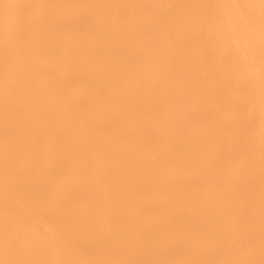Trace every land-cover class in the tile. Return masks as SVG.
I'll return each instance as SVG.
<instances>
[{
  "label": "rangeland",
  "instance_id": "rangeland-1",
  "mask_svg": "<svg viewBox=\"0 0 264 264\" xmlns=\"http://www.w3.org/2000/svg\"><path fill=\"white\" fill-rule=\"evenodd\" d=\"M141 1V0H140ZM143 2H145V1H147V0H142ZM181 1V0H180ZM188 1H190V0H188ZM193 1L195 2H197V3H193ZM199 1H202V0H192L190 3L189 2H187V0H183V2L184 3H182L181 2V4H180V7H174L173 5H171V4H173L172 3V0H149V1H147V4H146V2H145V4H146V7H148L147 9L145 8L144 10H145V12H144V10L142 11V10H140V12L138 11V15L139 16H141L142 18H140V27L138 28V27H136L137 29H140V30H138V32H140L139 34L141 35V36H143V37H141L139 34H138V32H137V34L135 35V36H133V38H130V39H126L127 40V43H128V45H127V49L129 50V52H131V53H129V57H126L128 60H130V61H134V63L136 62L137 63V65H135L134 66V68L136 69V70H141V68L143 69V71H144V73H147L146 74V76H145V80L147 79H149V80H151V78H152V82L150 83L149 82V80H148V84H147V80L145 81V82H143V84H141L140 83V85L142 86H140L141 88H139V86H137V85H135L133 82H131V81H129V78H127V77H125V75H124V73H123V75H122V82H121V84H120V86L118 87V91L120 92V90L121 91H123V93H121V97H120V101L118 102V105L120 106V107H124V104H130L132 101V99L136 102L137 101V106H138V108L143 112V116L144 117H142V119H140L139 121H137V123L136 124H138V125H132V126H128V125H124V123H121V125L119 126L118 125V127H117V129H118V131L120 130V131H122L123 130V128L125 129V130H123L122 132V135L125 137V135H127V136H130V137H128V138H130V139H127V140H132V141H134V139H135V141H134V143H140V142H142V140H144L145 138H143V133H142V130L143 129H145V126H143L142 127V124L143 123H146L147 125H146V134H148L149 135V133L151 134L153 131H158L159 133H165L166 132V134H167V138H165L164 137V139L166 140V142H165V140L164 141H162L161 143H153V142H149V143H151V144H153V145H151V147H149V149L150 150H152L151 148H156V150H162V149H165V147L167 146V145H169V146H172V147H175V148H179V149H181L182 151H183V153H182V151L180 152V154L178 155V158H177V161H175V163H173V164H177L178 165V163H181L182 161H184L183 159H185L186 160V158H190L191 157V155H192V159H195L196 158V161L197 160H201L200 161V163H198V161L196 162L195 160H193V161H195V163L197 164H195V166H194V163H190V162H188V164H187V166L186 165H183V163L181 164L182 166L180 167L179 165H178V167H180L179 169H180V180H179V184H178V191L179 192H181V194L182 195H185V193H186V196L185 197H189L188 199L189 200H191L190 201V206L191 205H193V206H191V207H189V206H185L184 208H185V210H184V208H183V213H182V211H181V216H182V214H185V215H183L182 216V219H184L183 220V222H182V220H181V218L178 220V221H180L179 222V224H178V222H175L174 223V226H175V228H177V229H179L178 231H175V229H173L172 227H171V229L173 230V235H171V231L172 230H170V226H173V225H171V223L167 220V221H164V219H162L163 217H162V215H161V213H159L158 212V206H154V204H152L151 202H150V199L152 200V198H154V196H155V193H156V191L152 188V187H147L148 189H150V188H152V189H150L151 191H152V193H148V192H150V190L149 191H147L146 192V194H147V197L145 198L146 199V201L145 202H147L148 201V203H145V202H141L142 204L141 205H139L140 207H141V209L140 208H138V209H136L135 210V219L136 220H134V221H132V222H130V224L132 223L133 224V226L132 225H130L129 224V222L127 221V222H124V221H114V219L111 217L112 216V214H111V212L114 214V202H110V201H112L111 199H109L110 197V194H111V191L110 190H108L107 191V194H105L104 192V195L102 194V191L100 192V189H98V190H96V191H91V190H88L86 187L87 186H91V188H93L94 186H96V188L98 187V186H100L101 187V184H100V182H99V178H98V176H100V173H101V171L103 170H105L106 171V169H107V167L108 166H110V162H109V158L105 155V150L106 149H111V147H108V146H105L104 145V138H103V140L102 141H98V139H96L97 140V142H96V140H95V142H96V144H94V146H93V148L92 149H90L89 148V144L86 142V141H82V140H69V139H71V138H68V137H62V139H61V141L59 142L61 145H63L64 144V146H66L67 145V142H68V145L65 147V151H64V153L63 154H59V155H56L57 157H49L48 159H45V158H39L37 161H36V159L34 158V160L33 159H30L29 158V156L27 155V156H25L26 154H24V153H19V155H20V157H18L19 155H18V152H16V153H11L12 155V157L10 156V153H9V155H1L0 154V156H1V158H3V156L6 158L7 156V158L6 159H1L0 158V161H1V163H3V164H1L0 163V168H2L1 170H2V172L0 173L1 175H0V177H5L3 174H6V172L8 171H10V173H16L17 171H16V169H14L15 167L17 168V166L19 167H21V166H23V168L20 170V168L18 169L17 168V170H18V172H17V174H19V176H20V178H19V185H23V184H30L32 187H34L35 185H38V184H41L40 186L38 185V186H36V188H34V192L36 193V194H34V195H36V196H38L39 197V201L36 203V205H38V204H41L40 206H38V207H35V209H26V208H24V206H21L20 205V207H19V205H14L13 203H10L9 205H7V207L6 206H3L1 203H0V259H1V261L2 262H0V264H59L60 262L59 261H61V263L60 264H88L87 262H85V261H87L88 260V262H89V264H98L99 262H101V263H99V264H114V263H117V264H135V262L137 263V264H143V263H145L146 264V262H147V264H148V262L149 261H151V258H154V264L156 263V264H161V263H163V264H167L168 263V261L170 262V263H168V264H172V262H173V264L177 261V259L180 257H182L183 256V254H185V256L184 257H182L183 258V260H181L180 258L178 259L179 261V263L178 262H176V264H207L208 262H209V264H215L216 262L218 263V264H264V228L263 227H261L262 225L264 226V219L262 218V217H264V195H263V193H264V191L263 190H261V188H258L259 186L257 185V186H255V184H262V182H263V180L262 179H264V158H262V157H264V132H263V130H264V109L262 108V106L264 107V81H262V79L264 80V70H262V68L264 69V0H263V2H260V1H262V0H211V2H210V0H209V3L210 4H212L211 6H210V4L208 3V1H206V2H204L205 0H203L202 2L205 4H207V6L206 5H202V2L200 3ZM150 5H149V4ZM169 3V4H168ZM187 3V5H190L191 7H190V9H189V7L188 6H186L185 5V7H184V4H186ZM198 3H200V4H198ZM151 4H153V5H151ZM160 4V5H159ZM192 4H194V5H192ZM156 5H157V7H156ZM161 5H162V7H161ZM165 5V6H164ZM209 5V6H208ZM237 5H238V7H237ZM153 6H155V7H153ZM167 6V7H166ZM192 6H195L196 8L195 9H192V8H194V7H192ZM198 6H199V8H200V6L202 7V6H204V7H202V8H205V6L207 7L206 9H202V8H200V9H198ZM145 7V6H144ZM151 7V8H150ZM153 7V8H152ZM170 7H174L173 9L172 8H170ZM181 7H183V8H181ZM208 7H210V10L208 11ZM232 9H231V8ZM235 9H234V8ZM154 8H156L155 10H153ZM158 8H161V9H163V11L161 12L162 13V15L160 14L159 15V9ZM166 8V9H165ZM176 8H178L177 10L179 11V12H177V10H176ZM184 8H186V9H184ZM188 8V9H187ZM150 9V10H149ZM151 9H152V11H151ZM170 9V10H169ZM171 9L173 10V11H175L174 12V19H172L173 17V15H172V12H171ZM175 9V10H174ZM202 9V13H201V10ZM223 9V10H222ZM225 9V10H224ZM151 11V12H146V11ZM157 10V11H156ZM164 10H166V11H164ZM167 10L170 12V14L168 13H166L167 12ZM184 10H186V11H184ZM188 10V11H187ZM189 10H191L192 12H191V14L189 13L190 11ZM205 10V11H204ZM143 13H142V12ZM153 11H154V14H155V12H158V15L157 14H155V15H153ZM183 13H182V12ZM197 11V12H196ZM262 11V12H261ZM163 12H165V13H163ZM185 12H187V13H185ZM196 12V13H195ZM204 12H206V13H204ZM209 12V13H208ZM223 12V13H222ZM235 12H237V13H235ZM142 13V14H141ZM149 13L152 15H149ZM181 13V14H180ZM198 13H200V15L198 14ZM205 14V16H202L201 14ZM233 15H232V14ZM262 14V16H261V14ZM143 14H144V16H143ZM164 14H167V16L166 15H164ZM177 14H179L180 15V18H179V16L177 15ZM209 14V16H207ZM224 14V15H223ZM230 16H229V15ZM147 15H148V17H147ZM176 15V16H175ZM185 15H187V17L185 16ZM191 15V17H188V16H190ZM195 15V16H194ZM198 15L200 16V18H197L198 17ZM71 16H72V14H70V15H68V18H71ZM109 17H111V18H115V15L114 14H110V15H108ZM156 17V16H158V19L157 18H154L155 19V21H154V23L155 24H153V19H151L152 17ZM160 16H162V17H160ZM164 16H166V17H164ZM185 16V17H184ZM204 18V20L203 21H205V24H204V22H203V24H202V20H200V19H203L202 17ZM233 16H237V18H234ZM148 18L149 19V21H147L148 19H144V18ZM229 17V18H228ZM67 18V17H66ZM166 18H170V20H166ZM184 18H188V19H185L184 20ZM241 18V19H240ZM143 19V20H142ZM161 19H164L165 21L163 22L164 24L166 23L167 25L165 26L164 24H162V22L160 23V20ZM190 19V20H189ZM195 19H198V20H195ZM243 19V20H242ZM147 22H145V21ZM175 20V21H174ZM178 20V21H177ZM182 20H184V21H182ZM193 20V21H192ZM229 20V21H228ZM151 21V22H150ZM171 21V22H170ZM174 21V22H173ZM177 21V22H176ZM190 21V25L189 24H187L188 22ZM193 22V24H192V22ZM194 21H195V25H197V21L199 22H201V24L202 25H200V23L198 24V27L197 28H200L199 30H198V32H197V28H195L196 26L194 25ZM231 21V22H230ZM244 21H246L245 23H244ZM146 24V26L147 27H149V25L151 26V28L149 27V28H147L146 26H145V24ZM176 22V23H175ZM185 22V23H184ZM232 22L234 23V25H232ZM238 22V23H237ZM240 22V23H239ZM249 24H248V23ZM180 23H182V24H180ZM236 23H237V25H236ZM148 24V25H147ZM156 24H158L160 27H164L165 26V28L163 29V28H160L159 26L156 28ZM168 24H170V26L168 25ZM179 24V25H178ZM185 24V25H184ZM240 24H242V25H240ZM250 24H252V25H250ZM173 27H172V26ZM181 25V26H180ZM187 25V26H186ZM193 25V26H192ZM199 25H200V27H199ZM204 25V27H202ZM226 25V26H225ZM236 25V26H235ZM244 25V26H243ZM246 25H248V26H246ZM185 27V28H183V27ZM191 26L193 27V28H195V29H191ZM195 26V27H194ZM262 26V27H261ZM142 27V28H141ZM172 29H171V28ZM174 27H175V29H174ZM179 27H180V29H181V31L183 32H185V33H191V35H189L190 36V39H187V40H189V42L187 41V44L185 45L184 44V46H188V45H191V46H188L187 47V49H186V47H182L181 49L180 48H178L177 47V45L175 44V42L173 41V40H171L170 39V37H172L173 36V33H175V32H172V30L174 31V30H178V32L177 33H179L180 32V30H179ZM154 28V29H153ZM158 28H160V29H158ZM166 28H168V30L172 33V34H169V33H166V35H169L168 37L165 35V34H163V33H165V30H166V32L168 31ZM189 28V29H188ZM144 29H147V30H144ZM157 29L158 30H161V32L162 33H160L159 34V31H157ZM186 29H188V30H186ZM191 29V30H190ZM263 29V30H262ZM144 30V31H143ZM150 30H152V31H150ZM153 30H154V32L155 33H157V36H156V34L153 32ZM156 30V31H155ZM186 30V31H185ZM193 30H194V32L196 33H194L193 32ZM196 30V31H195ZM249 30V31H248ZM23 31H24V34H25V37L26 38H30L31 37V35L33 34V32L31 31V29L29 28V27H23ZM26 31V32H25ZM150 31V32H149ZM164 31V32H163ZM191 31V32H190ZM263 31V32H262ZM145 34H144V33ZM153 32V33H152ZM203 32V34H201V33ZM30 33H31V35H30ZM149 33V34H148ZM193 33L196 35H193ZM200 33V34H199ZM163 34V35H162ZM261 34V35H260ZM263 34V35H262ZM153 35H155V36H153ZM200 35H202L203 37L202 38H204V39H202V38H200L201 36ZM260 35V36H259ZM145 36V37H144ZM148 36V37H147ZM161 36H162V39H160L161 38ZM193 36H194V38H193ZM199 36V37H198ZM135 37H136V39L138 38L139 40H136L135 39ZM155 39H154V38ZM159 38L158 40H156L157 38ZM196 37V38H195ZM261 37V38H260ZM5 36L4 35H1L0 34V73H2V69L5 67V65L10 61V62H12V63H15V64H17L16 63V57L15 56H17V54L15 55L14 53H15V51L12 49V47L10 46V44L5 40ZM146 38V39H145ZM152 38L154 39V41L152 40ZM163 38H165V39H163ZM166 38L167 39H169V41L168 40H166ZM192 38V39H191ZM199 38V39H198ZM259 38V39H258ZM194 39V40H193ZM196 39V40H195ZM200 39L202 40V41H200ZM164 42H163V41ZM190 40H192V41H194L193 42V44L195 43L196 44V47L192 44V42H190ZM197 40H199V41H197ZM152 41V42H151ZM173 41V42H172ZM260 41V42H259ZM262 41V42H261ZM61 42V41H60ZM130 42H133V43H130ZM135 42V43H134ZM138 42V43H137ZM140 42H142V43H140ZM150 43V45H149V43ZM166 42V43H165ZM167 42H169L170 43V45H169V43H167ZM200 42H202V43H200ZM204 42H206L207 43V46L205 45L206 43H204ZM136 43H137V45H136ZM141 45H140V44ZM153 43V44H152ZM154 43H158V44H160L159 46L161 47V48H163V50L165 51H163V50H160L161 48L158 46V44L156 45L155 44V46H154ZM258 43H259V47H258ZM60 44V43H59ZM62 44V43H61ZM134 44H135V46H134ZM145 44V45H144ZM165 44V45H164ZM172 44H173V46H172ZM209 44V45H208ZM8 45H9V47H8ZM63 45H65V44H62V46ZM140 45V46H139ZM168 45V46H167ZM199 45V46H198ZM203 45V46H202ZM137 46V47H136ZM139 46V47H138ZM165 46V47H164ZM169 46H170V48L172 47L173 49V52H172V50L170 51V48H169ZM255 46H257V47H255ZM261 46H263L262 48H261ZM8 47V48H7ZM153 47V48H152ZM156 47V48H155ZM166 47H168V48H166ZM194 47V48H193ZM199 47H203L202 49H199ZM205 47H207V49L205 48ZM5 48V49H4ZM11 48V49H10ZM140 48H144L146 51H141L142 49H140ZM154 49L155 48V50H150V49ZM184 48V49H183ZM198 48V49H197ZM205 48V49H204ZM9 49V50H8ZM131 49V50H130ZM139 49V50H138ZM143 49V50H144ZM159 49V51L161 52H163V53H156L157 52V50ZM177 49V50H176ZM188 49H189V54L191 55H195L194 56V65L195 64H197L198 66H194V69H195V67H197V68H199V69H195L194 71H195V73L198 75L199 73H200V75H201V77L199 78L197 75L196 76H194L195 75V73L193 74V73H191L192 75H193V78L191 77L192 75H189V72L187 73V71H186V68L184 67L183 68V62H177L178 61V59L177 58H180L181 56H182V54L183 53H186V52H188ZM255 49V50H254ZM256 49H260V52H258L259 50H256ZM6 52H5V51ZM128 50H126L123 54H125V53H128ZM136 50V51H135ZM166 50H167V53H166ZM185 50V52H183ZM191 50V51H190ZM196 52H195V51ZM199 50V51H198ZM202 50H204L203 52L204 53H206V54H204L203 52H202ZM12 51V53L11 54H9L10 52ZM139 51V52H138ZM168 51H170V52H172V53H170V52H168ZM206 51H208V52H206ZM132 52H134V53H132ZM136 52V53H135ZM144 54H143V53ZM154 54H153V53ZM177 52V53H176ZM179 52V53H178ZM183 52V53H182ZM193 52H195V53H193ZM202 54H201V53ZM141 53V54H140ZM164 53H166V54H164ZM207 53H210V55L208 54L207 55ZM255 53V54H254ZM259 53V54H258ZM134 54V55H133ZM138 54H140V55H138ZM156 54V55H155ZM201 54V55H200ZM143 55V56H142ZM155 55V56H154ZM161 55H162V57H161ZM165 55H167V56H165ZM171 55V57L172 58H174V62H176V66L178 67V68H176V66H175V69L173 68L174 67V65H175V63L171 60L172 58L171 57H169V58H166V57H168V56H170ZM173 55V56H172ZM186 55H188V53L186 54ZM199 55V56H198ZM204 55H205V58H204ZM210 56V59H209V57H207V56ZM2 56H3V60H1L2 59ZM147 56V57H146ZM150 56V57H149ZM159 56V57H158ZM165 56V57H164ZM260 56V57H259ZM6 57V58H5ZM143 57H144V59H143ZM152 57V58H151ZM156 57V60L157 61H159V62H155L156 60L154 59V58ZM195 57H196V59H195ZM198 57H200V58H198ZM202 57V58H201ZM253 57H255L254 59H253ZM9 58V59H8ZM161 58V59H160ZM163 58H165V60L167 59V61L165 62V60L163 59ZM151 59H152V61H151ZM155 61H154V60ZM160 59V60H159ZM164 61H163V60ZM177 59V60H176ZM199 59V60H198ZM206 59H208V60H206ZM258 59V60H257ZM262 59V60H261ZM142 60V62H140ZM144 60H145V63H146V65L144 64ZM171 61V63H170V61ZM196 60V61H195ZM206 60V61H205ZM5 63H4V62ZM15 61V62H14ZM133 61H132V63H133ZM207 61L209 62V65H213L212 66V68H211V66H209L208 65V63H207ZM140 64H139V63ZM155 62V63H154ZM163 62V63H162ZM197 62V63H196ZM203 62V63H202ZM206 62V63H205ZM260 62V63H259ZM152 63V64H151ZM161 63V64H160ZM173 63V64H172ZM199 63H201V64H199ZM210 63H212V64H210ZM258 63V64H257ZM144 65V67H143V65ZM149 64V65H148ZM156 64V65H155ZM162 64H164V65H162ZM168 64V65H167ZM171 64V65H170ZM204 64V65H203ZM205 64H207L208 66H206ZM255 66V67H253V65ZM148 65V66H147ZM153 65V66H152ZM161 65H162V67H161ZM168 67H167V66ZM170 65V66H169ZM183 65V66H182ZM260 65V66H259ZM2 66V67H1ZM140 68V66H141V68L139 69L138 67ZM173 66V67H172ZM179 66H180V68H179ZM206 68H208V67H210L209 69V71L207 70L206 71V69H205V67ZM259 68H258V67ZM150 67V68H149ZM164 67V68H163ZM182 67V68H181ZM202 69H201V68ZM203 67H204V71H201V70H203ZM257 67V68H256ZM146 68H147V70H146ZM156 68H159V70L158 69H156ZM164 70V71H166V72H164L162 69ZM174 69L173 71H171V69ZM180 69V70H179ZM183 69V70H182ZM254 69V70H253ZM154 70V71H153ZM171 72H170V71ZM178 70V71H177ZM197 70V71H196ZM200 72H199V71ZM151 72V77H149L150 76V72ZM169 71V72H168ZM177 71V72H176ZM181 71V72H180ZM183 71H184V73H183ZM149 72V73H148ZM161 72V73H160ZM176 72V74L178 73L179 75H180V77H179V80H180V83H181V81H182V85H180V83H179V80H177L178 79V76L179 75H176V74H174ZM201 72H202V74H201ZM208 72H209V74H208ZM183 73V74H182ZM187 73V74H186ZM207 73V75H205ZM52 74H54V75H52ZM51 74V76H52V78H53V76H55L54 78H53V83L51 84V86H52V88H56L57 90H61L62 88H63V86H62V83H61V80H60V76L58 75V73H52ZM162 74H165L164 75V77L162 76ZM167 74V75H166ZM173 74V75H172ZM186 74V75H185ZM250 74V75H249ZM149 75V76H148ZM169 75H170V77H169ZM176 75V77H175V79H174V76ZM185 75V76H184ZM205 75V76H204ZM210 76V78H208L209 76ZM3 75L1 74L0 75V88L2 87V82H3V80H1V77H2ZM57 76V77H56ZM185 78H184V77ZM214 78H213V77ZM215 76H217V78H215ZM222 76V77H221ZM251 76H253V77H251ZM254 76H255V78H254ZM262 76V79L260 78ZM146 77H149V78H146ZM158 77L160 78V79H158ZM186 77H187V79H186ZM198 77V78H197ZM206 77V78H205ZM218 77H219V79L222 81V82H219L220 80H218ZM181 78V79H180ZM183 78V79H182ZM208 78V79H207ZM258 78V79H257ZM162 79V80H161ZM163 79H165L164 81H163ZM173 79V80H172ZM191 79H193V81H194V83L192 84V80ZM200 79H202V80H200ZM204 79L205 80H207V83L204 81ZM210 79V80H209ZM214 79H217V80H214L215 82H213V80ZM252 79V80H251ZM169 80H170V82H169ZM185 80V81H184ZM190 80V81H189ZM212 80V82L210 83V81ZM254 80V81H253ZM2 81V82H1ZM158 81V82H157ZM168 81V82H167ZM174 81V82H173ZM186 81H187V84H186ZM197 81V82H196ZM201 81V82H200ZM205 82L204 84L202 83V82ZM209 81V82H208ZM227 83H226V82ZM258 81V82H257ZM157 82V83H156ZM174 84H173V83ZM179 84V86H178V84ZM188 82L190 83V84H188ZM245 82V83H244ZM153 83V84H152ZM154 83H155V85H154ZM164 83H166V85L164 84ZM176 83V84H175ZM184 83V84H183ZM215 84L214 86H215V89L213 90V84ZM247 83H250V84H253V87L250 85V84H248L247 85ZM254 83H256L255 85H254ZM262 85H261V84ZM125 84V85H124ZM129 84V85H128ZM145 84H147L148 85V87H147V85H145ZM156 84H158L159 86L157 87V85ZM161 84H162V86H161ZM240 84V85H239ZM245 84V85H244ZM262 86H260V85ZM57 87H56V86ZM154 85V86H153ZM171 85H173V86H171ZM178 87H177V86ZM186 85V86H185ZM197 85V86H196ZM204 87H203V86ZM211 85H212V88H211ZM219 85V87L220 88H218L217 86ZM55 86V87H54ZM131 86V88H129ZM188 86H189V88H188ZM192 86V87H191ZM195 86H196V88H195ZM207 86H208V88H207ZM226 88H225V87ZM239 86H240V88H239ZM242 86V87H241ZM248 86V87H247ZM250 86V87H249ZM122 87L124 88V89H122ZM127 87V88H126ZM137 87V88H136ZM145 87V88H144ZM151 87V88H150ZM153 87V88H152ZM169 87V88H168ZM171 87V88H170ZM173 87V88H172ZM180 87V88H179ZM187 87V88H186ZM201 87H203V88H201ZM222 87H224L223 89H222ZM228 87V88H227ZM251 87H252V89L253 90H251ZM256 87H257V89H256ZM260 87V88H259ZM6 89H7V87H5ZM19 88V89H18ZM18 88H16L15 89V91L13 92L14 94H16V95H12V99H10V102H12V104H13V102H14V106L15 105H17L16 107H17V113L18 114H20L21 116H19V115H17L16 114V110L14 111L15 112V114H16V116H17V118L18 119H20V117H22L20 120H18L17 121V118H16V116H15V114L13 113V116H15V118L14 117H12V115L10 116L11 118H12V120H10V121H12V122H18V124H20V125H18V129H17V131L19 132V134H20V136H21V138H23V141H25V144L26 145H28L27 143H26V138H27V136H25V139H24V135L22 134L23 132L22 131H24V133L26 134L27 132H28V130H30L31 128L33 129V130H35L34 128H36V130L38 131V133H39V130L40 129H38L36 126H35V124L37 123L36 121H34V123L35 124H28V125H30V126H28V125H25V124H23V122H25L24 120H23V118H24V112H23V110H21L20 108H23V106H21V104L23 103V105H25V101H27V100H25V98L27 99V96L25 95V92H24V88L23 87H18ZM23 88V89H22ZM61 88V89H60ZM133 88V89H132ZM139 88V89H138ZM155 88V89H154ZM166 88V89H165ZM185 88V89H184ZM191 88V89H190ZM208 89V90H204V89ZM242 88V89H241ZM248 88V89H247ZM255 88V89H254ZM9 89V88H8ZM22 91H21V90ZM137 89H138V91H137ZM142 91H141V90ZM148 89H149V92H155V93H149L148 92ZM150 89H152V91L150 90ZM153 89H154V91H153ZM170 89V90H169ZM175 91H174V90ZM184 89V90H183ZM199 90V92L197 91V90ZM202 89V90H201ZM216 89H218V90H216ZM259 89H261V90H259ZM127 90V91H126ZM133 90V91H132ZM145 90V91H144ZM158 90V91H157ZM164 90V91H163ZM178 90V91H177ZM179 90H180V92H179ZM186 90V91H185ZM211 90V91H210ZM219 90H221V91H219ZM226 90V91H225ZM236 90V91H235ZM239 90V91H238ZM250 90V91H249ZM10 91V90H9ZM21 91V92H20ZM140 91V92H139ZM147 91V93H148V95H147V93H146V95H145V92ZM169 91V94L167 93V92ZM213 91L215 92V93H213ZM245 93H244V92ZM260 91V92H259ZM125 92H127L126 94H125ZM142 92L144 93V95H142ZM181 92H182V94H181ZM197 92L199 93V94H197ZM203 92H205V94L203 93ZM206 92H207V94H206ZM208 92L210 93V92H212L211 94H209L208 95ZM221 92V93H220ZM225 92H227V93H225ZM238 92V93H237ZM252 92V93H251ZM257 94H256V93ZM262 92V93H261ZM17 93H19V94H17ZM22 93H24V94H22ZM141 93V94H140ZM184 93V94H183ZM185 93H187V96H186V94ZM191 93V94H190ZM194 93V94H193ZM219 95H218V94ZM244 93V94H243ZM130 94V95H129ZM155 96H154V95ZM163 94V95H162ZM181 94V96L182 97H180L179 95ZM195 94L197 95V96H201L199 99L197 98V96H195ZM202 94V95H201ZM214 94L216 95V96H214ZM220 94H222L223 96H224V98H223V101H222V95H220ZM236 94V95H235ZM241 94V95H240ZM243 94V95H242ZM246 94H247V96H246ZM252 94V95H251ZM18 95H20V96H18ZM25 96V98H24V96ZM126 95V97H124ZM175 95V96H174ZM189 95H191V96H189ZM207 95V96H206ZM212 95V96H211ZM217 95H218V97H220V98H218L217 97ZM254 95V96H253ZM257 95V96H256ZM260 95V96H259ZM134 98H133V97ZM158 96V97H157ZM167 96V97H166ZM176 96H179V98L177 97L176 98ZM186 96V98H184ZM189 96V97H188ZM202 96L204 97V98H202ZM206 96V97H205ZM214 96V97H213ZM232 96V97H231ZM123 97V98H122ZM131 97V100H129V98ZM158 98V100L157 99H155L156 100V102H155V100L153 99V98ZM175 97V98H174ZM195 97H196V99H195ZM207 97H210V98H207ZM215 97H217V99H215ZM245 97V98H244ZM254 97V98H253ZM22 98H24L23 100H22ZM140 100H139V99ZM163 98V99H162ZM181 98H183V99H181ZM213 99V100H215V102L213 103V101L211 100H207V99ZM240 98H242V99H240ZM249 98V99H248ZM17 99V100H16ZM165 99H166V102H164L165 101ZM169 100V102H168V100ZM173 99V100H172ZM176 99H177V101H176ZM180 99V100H179ZM198 99V100H197ZM203 101V102H205V103H203L201 100ZM206 99V100H205ZM221 101H219V100ZM227 99V100H226ZM238 99V100H237ZM245 101H244V100ZM250 99L252 100V104H251V101H250ZM14 100V101H13ZM160 100L161 101H163V103L162 102H160ZM183 100V102H182V104H180L181 102L180 101H182ZM186 100V101H185ZM191 102H190V101ZM229 100H230V102H229ZM233 100V101H232ZM234 100H236V101H234ZM250 101V103H249V101ZM257 100V101H256ZM260 100H262V101H260ZM21 101V102H20ZM23 101V102H22ZM125 101V102H124ZM138 101H139V104H138ZM177 102V103H174V102ZM189 101V102H188ZM196 101H197V103H196ZM220 102V104H219V102ZM242 102L243 104H241V103H237V102ZM259 101V102H258ZM25 102V103H24ZM158 102V103H157ZM179 102V103H178ZM187 102V103H186ZM195 102V103H194ZM201 102V103H200ZM209 102H212V103H209ZM235 102V103H234ZM248 102V103H247ZM263 102V103H262ZM166 103V104H165ZM173 103V104H172ZM194 103V104H193ZM222 103V104H221ZM229 105H227V104ZM237 103V104H236ZM246 103V104H245ZM260 103V104H259ZM144 104V105H143ZM159 104V105H158ZM177 104V105H176ZM179 104V105H178ZM184 104V105H183ZM186 104V105H185ZM203 104H205V105H203ZM212 105V107H211V105ZM214 104V105H213ZM234 104H236V105H234ZM247 104H250V106H247ZM263 104V105H262ZM167 105V106H166ZM225 105H226V107L228 108V109H225V111H221V108H222V110H224V108H226L225 107ZM239 105V106H238ZM240 105H242L243 107L246 105L248 108H246V106L244 107L245 109H248V110H246L245 111V109L244 108H242V106L240 107ZM260 105H262V106H260ZM148 108H147V107ZM170 106V107H169ZM180 106V107H179ZM186 106V107H185ZM189 106H190V109H189V111H188V108H189ZM200 106V107H199ZM209 106V107H208ZM216 106V107H215ZM218 106V107H217ZM222 106V107H221ZM233 106H234V108H233ZM237 106V107H236ZM253 106V108L252 109H250L251 107ZM257 106V107H256ZM260 106V107H259ZM19 107V108H18ZM142 107H143V109H142ZM169 108V109H167V108ZM183 107V108H182ZM192 107V108H191ZM193 107H196L195 108V110H194V108ZM203 107H204V109H203ZM205 107H207L208 108V110H205L206 108ZM224 107V108H223ZM231 107L233 108V111H232V109H231ZM259 107V108H258ZM46 108V107H45ZM49 108V109H48ZM55 108H59V107H55ZM149 108H150V110H149ZM159 108V109H158ZM160 108H162V109H160ZM172 108V109H171ZM200 108H201V110L203 109V112H204V114H203V112H201V110H200ZM217 108V109H216ZM236 108V109H235ZM240 108V109H239ZM19 109V110H18ZM48 109V112L46 111ZM148 109V110H147ZM164 109V110H163ZM171 109V110H170ZM196 109H197V111H199V113L196 111ZM212 111H211V110ZM220 111H219V110ZM231 109V110H230ZM244 109V110H243ZM22 111V112H20L19 113V111ZM60 110H62V108H59V109H52L51 107H47L46 109H45V112L47 113V116H49V118H51L55 123H57L58 124V121L60 122V120L61 119H58L59 117H56V113H57V116H60V114L59 113H61V116L63 117L64 115L62 114V111H60ZM161 110V111H160ZM183 110H185L184 112H183ZM228 110H230L229 112H228ZM239 110V111H238ZM243 110V111H242ZM259 110V111H258ZM261 110V111H260ZM145 111V112H144ZM148 111H150V113H152L151 115H150V113H148ZM173 111H175V112H173ZM188 111V112H187ZM196 112L197 114H199V115H201V116H199V115H193V114H196V113H194V112ZM236 113H235V112ZM241 111H242V113H241ZM251 111V112H250ZM254 111V112H253ZM59 112V113H58ZM170 112V113H169ZM172 112H173V114H172ZM193 112V113H192ZM205 112H207V113H205ZM211 112H212V114H211ZM214 112V113H213ZM225 112V114H223ZM230 112H234L233 114L232 113H230ZM259 112V113H258ZM262 112V113H261ZM49 113V114H48ZM52 113V114H51ZM181 113V114H180ZM184 113H185V115H184ZM190 113V114H189ZM210 114V116H212V117H214V119L215 120H217L216 122H215V120H212L213 118L212 117H210L209 116V114ZM217 113H219V114H217ZM222 113V114H221ZM244 113H245V115H244ZM252 113V114H251ZM188 114H189V116H190V118H189V116H188ZM193 116H196V117H191L192 115ZM213 114H215V115H213ZM220 114H221V116H220ZM232 114V115H231ZM240 114V115H243L242 117V119H241V117H240V115H239V119H241V120H245L246 118L245 117H247V119L249 118V120H252V122H250V121H242L241 122V120H239L238 119V115ZM54 116V118L52 117V116ZM147 115H148V117H147ZM173 115H175L174 117H173ZM177 115L180 117H177ZM187 116V117H184V116ZM225 115H226V117H225ZM19 116V117H18ZM45 117H46V115H44ZM152 116H154V117H152ZM169 116V117H168ZM183 116V117H182ZM204 116H206V117H204ZM208 116V117H207ZM220 116V117H219ZM227 116H228V118H227ZM230 116H232V117H234L233 119H235L234 121H233V119H232V117H231V119H229V117ZM260 116V117H259ZM56 117V118H55ZM62 117H60V118H62ZM146 117V118H145ZM150 117V118H149ZM166 117V118H165ZM182 117V118H181ZM199 117H201L200 119H199ZM223 117V118H222ZM253 117V118H252ZM261 117H262V119H261ZM48 118V117H47ZM154 118V119H153ZM173 118V119H172ZM174 118L175 119H179L178 121H176V120H174ZM208 118V119H207ZM245 118V119H244ZM256 118V119H255ZM25 119H26V113H25ZM156 119V120H155ZM193 119V120H192ZM197 119V120H196ZM219 119L220 120H222L221 122L219 121ZM227 119H229L228 121H229V123H228V121H227ZM239 121V123L236 125V122H238L237 120ZM15 120V121H14ZM22 120V124L20 123V121ZM58 120V121H57ZM145 120H146V122H145ZM154 120H155V122H154ZM183 122H182V121ZM187 120L189 121V122H187ZM200 120V121H199ZM202 120H204V121H202ZM211 120V121H210ZM232 122H231V121ZM184 121L185 122H187V124L186 123H184ZM199 121V122H198ZM202 121V122H201ZM209 121V122H208ZM236 121V122H235ZM255 121V123H253ZM260 121V123H258ZM139 122H141V124H139ZM174 122V123H173ZM177 122H179V123H177ZM201 122V123H200ZM217 122H219L218 124H217ZM223 122V123H222ZM242 123V125H245V127L243 128V126L241 127V123ZM248 122H250V123H248ZM181 123L183 124V125H181ZM207 123H210V125L209 124H207ZM213 123V124H212ZM215 123H216V125H215ZM228 124V125H225V124ZM232 123V124H231ZM233 123H235L234 125H236L237 127H235V126H233ZM245 123V124H244ZM247 123V124H246ZM176 124V125H175ZM181 126H180V125ZM194 124V125H193ZM203 124V125H202ZM231 126H230V125ZM248 124L250 125V126H252V127H250V126H248ZM255 124V125H254ZM263 124V125H262ZM149 125V126H148ZM151 125H153V126H151ZM160 125V126H159ZM174 125V126H173ZM186 125H190V127H189V129H188V126H186ZM218 125H222L221 127H218ZM240 125V126H239ZM253 125L255 126V127H253ZM262 127H261V126ZM22 126V127H21ZM23 126H24V129H22L23 128ZM33 126V127H32ZM35 126V127H34ZM155 126H157V127H155ZM170 126V127H169ZM177 128H176V127ZM192 126H194V127H192ZM203 128V129H201V127ZM213 126V127H212ZM229 126V127H228ZM29 127V128H28ZM151 127V128H150ZM175 127V128H174ZM192 127V128H191ZM200 127V128H199ZM206 127V128H205ZM210 129H209V128ZM214 128V129H212V128ZM225 127V129H223ZM231 127L234 129H232L231 131H230V129H231ZM238 127H240V128H238ZM257 127V128H256ZM28 128V129H27ZM122 128V129H121ZM218 128H219V130L221 129L222 131L224 130V132L226 133V134H224V132H221V130L219 131L218 130ZM229 130H228V129ZM237 128L239 129V130H237ZM247 128L249 129V131H250V133H252V135H250L248 132L249 131H247ZM252 130H251V129ZM258 130L257 132H258V134L256 135V129ZM126 129H127V131H126ZM176 129H179V132H176V131H178V130H176ZM196 129V130H195ZM207 129V130H206ZM228 131H227V130ZM255 131H254V130ZM259 129H261V130H259ZM35 130V131H36ZM135 130V131H134ZM138 130H140V132L138 131ZM160 130V131H159ZM167 130V131H166ZM176 130V131H175ZM205 130L207 131V132H205ZM216 130H218L219 132H217ZM227 132H226V131ZM237 130V131H236ZM125 131L126 132H128V133H125ZM138 131V132H137ZM172 131H174V132H172ZM217 132V134L215 133L214 134V132ZM233 131L235 132V133H233ZM240 131H241V133H243V131H244V133L245 134H242V135H236V133L238 134V132L240 133ZM245 131H247V134L249 135V136H247V134H246V132ZM253 131V132H252ZM262 131V132H261ZM148 132V133H147ZM185 133V134H183V133ZM194 132V133H193ZM197 132V133H196ZM199 132V133H198ZM209 132V133H208ZM221 132V133H220ZM256 132V133H255ZM136 133V134H135ZM138 133H142V134H138ZM186 133H188V134H186ZM193 133V134H192ZM196 133V134H195ZM206 133V134H205ZM259 133H260V135H259ZM262 133H263V136H262ZM131 134V135H130ZM132 134H134V135H132ZM175 136H174V135ZM180 134V135H179ZM181 134H183V135H181ZM197 134L202 138V140L203 141H201V139L199 138V136L198 137H196L197 136ZM208 134L210 135L209 137H207L208 136ZM228 134V135H227ZM27 135V134H26ZM69 135H71V134H69ZM186 137H185V136ZM190 135V137L188 138L187 136H189ZM196 135V136H195ZM204 135V136H203ZM206 135V136H205ZM214 135H216V136H214ZM219 135V136H218ZM227 135V136H226ZM246 135V137L247 138H250L252 141H255V142H252V143H254V145L250 142L251 140L250 139H248V141H247V139H246V137L244 138L243 136H245ZM259 135V136H258ZM122 136V138H121V140H120V142L119 143H117V144H115L116 145V147H115V153H117V145H119L121 148H122V146H123V143L125 144V142L127 141L126 139H124V137ZM136 136V137H135ZM138 136V137H137ZM195 136V137H194ZM213 136V138H211ZM220 136H222V138H223V140L220 138ZM234 136V137H233ZM133 137V138H132ZM193 137V138H192ZM207 137V138H206ZM229 137V138H228ZM236 137V138H235ZM255 137H257L258 138V140L260 139V138H262V139H260V141H261V143H259L260 141H258L257 140V138H255ZM36 137H34V139H35ZM196 138H198V139H196ZM204 138V139H203ZM244 138V139H243ZM123 139V140H122ZM142 139V140H141ZM193 139V140H192ZM209 139L211 140V141H209ZM221 139V140H220ZM240 139V140H239ZM63 140V141H62ZM139 140V141H138ZM193 141V146H192V148H196L195 150H193L192 149V151L193 152H196V151H199V152H196V155L195 154H193V152L190 150V148H188V149H185V146L187 145V142L188 141ZM199 140H200V142H199ZM215 140V142H216V140L218 141V145H216L217 146V148L219 149V150H215V147L213 146V143H212V141H214ZM233 140H234V143H233ZM246 140V141H245ZM250 140V141H249ZM28 141V140H27ZM123 141H125V142H123ZM199 142V144L201 145V142L202 143H205L204 141H207L206 142V144H208V142H210L209 144H208V149H206L205 147H204V145L203 146H200L199 144H198V142ZM256 141H257V143H256ZM98 142H99V145H98ZM196 142V143H195ZM239 142H241V143H239ZM251 144H250V143ZM72 143H75L76 145H75V147H76V149H77V157H76V161H77V163H76V161L74 160V161H71L72 159L70 158V156H69V152H70V150H71V145H72ZM80 143V144H79ZM121 143V144H120ZM179 143V144H178ZM211 143H212V147L213 148H211ZM223 143H224V145L225 146H223ZM230 143H232V144H230ZM243 143V144H242ZM249 143V144H248ZM24 144V143H23ZM78 144V145H77ZM159 144V145H158ZM184 145L185 144V146L183 147L182 145ZM226 144H228L231 148H233V149H236L235 150V152H234V150H233V153H235V156H234V154L231 152V148H229V146L228 145H226ZM234 144V145H233ZM238 144V145H237ZM256 144V145H255ZM259 144H261L260 146H257V145H259ZM115 145H113V146H115ZM135 145V144H134ZM241 145H243V146H241ZM244 145H245V149H244ZM247 145V146H246ZM248 145H252V146H249L248 147ZM262 145H263V147H262ZM100 146V147H99ZM153 146V147H152ZM160 146V147H159ZM222 146V147H221ZM228 148H227V147ZM237 146V147H236ZM239 146H241V147H239ZM97 147V148H96ZM105 147H106V149H105ZM202 147V148H201ZM223 147H224V149H223ZM243 147V148H242ZM259 147V148H258ZM68 148V149H67ZM121 148H118V151L119 150H121ZM204 148V149H203ZM240 148V149H239ZM250 148V150H249V152H247L248 151V149ZM262 148V149H261ZM86 149V150H85ZM90 149V150H89ZM100 149V150H99ZM103 149H105V150H103ZM210 149V150H209ZM211 149H214V150H212L211 151ZM242 149V150H241ZM251 149H252V151H251ZM80 150V151H79ZM108 150V151H109ZM112 150V149H111ZM191 152H189V151ZM209 150V151H208ZM224 150V151H223ZM226 150V151H225ZM246 151V153H249L248 154V156H250V157H248L247 156V154H244V152ZM66 151H67V153H66ZM87 151V152H86ZM89 151V152H88ZM99 151H101V153L103 154L104 153V156H105V158H104V156H102V154L100 153V155H99ZM205 151V152H204ZM211 151V154L209 153ZM215 151H217L216 153H214ZM240 151H242L243 153H241ZM220 154H219V153ZM229 152V153H228ZM237 152L239 153V155L237 154ZM78 153H79V155H78ZM84 153H85V155H84ZM89 153H90V155H89ZM94 153H95V155H94ZM97 153V154H96ZM186 153H188V154H186ZM198 153V154H197ZM207 153V154H206ZM212 153H214L215 155H216V157L214 158V156H212L211 157V155H212ZM253 153V154H252ZM256 153V154H255ZM15 154V155H14ZM87 154V155H86ZM108 154V153H107ZM183 154V155H182ZM202 154V155H201ZM206 154V155H205ZM230 154H232V155H230ZM252 154V155H251ZM258 154H259V156H258ZM263 154V155H262ZM22 155V156H21ZM80 155H81V157H80ZM85 156V157H83V156ZM187 155V156H186ZM194 155H195V157H194ZM210 157H208V156ZM237 155V156H236ZM16 156V157H15ZM69 156V157H68ZM96 156V157H95ZM181 156V158L179 159V157ZM182 156H184V157H186V158H183ZM188 156H190V157H188ZM219 156V157H218ZM232 156H233V159H232ZM10 157V158H9ZM21 157H22V159H21ZM59 157H60V159H59ZM64 157L66 158V160H64ZM97 157H99V158H97ZM199 159H198V158ZM205 157V158H204ZM208 157V158H207ZM224 157V158H223ZM235 157H238V158H235ZM248 157V158H247ZM24 158V159H23ZM26 158V159H25ZM55 158V159H54ZM56 158H58V159H56ZM83 159V160H81V162L84 164V165H82V163L80 162V160H78V159ZM214 158V160L213 161H216V162H213V161H211L210 159H213ZM216 158H218V159H216ZM223 158V159H222ZM225 158H227V161L225 160ZM241 158V159H240ZM246 159V161H245V159ZM253 158H254V163H253ZM8 159V160H7ZM17 159H20V160H17ZM41 159V160H40ZM62 159V160H61ZM71 159V160H70ZM84 159H87V160H85L84 161ZM98 159L100 160L99 162H98ZM182 159V160H181ZM207 159H209V160H207ZM234 160V161H232V160ZM236 159L238 160L239 159V161H237L236 162ZM251 159V160H250ZM259 159V160H258ZM261 159V160H260ZM4 160H6V163H5V161ZM22 160L25 162H22ZM30 160V161H29ZM57 160V161H56ZM106 160V161H105ZM180 160V161H179ZM221 160H223V161H221ZM255 160H256V164H255ZM42 161V162H41ZM45 161H47V163L45 162ZM50 161H51V163H54V164H51L50 163ZM68 163H67V162ZM86 161H88V163L91 161V166H88V163L86 162ZM101 161H102V164H101ZM104 161V162H103ZM179 161V162H178ZM208 161L210 162L211 161V163L212 164H214V163H217V165L215 164V165H212V167H211V165L209 166V163H208ZM225 161V162H224ZM228 161H229V163H228ZM248 161V162H247ZM260 161V163H258ZM12 162L15 164V165H13L12 164ZM15 162H18V163H15ZM29 162L30 163H33V165L31 166H25V164L27 163V164H29ZM44 162V163H43ZM48 162H49V164L50 165H52V166H55V168H54V170L51 172V175L50 176H47V175H45L44 176V174H42V171L45 169V168H47L45 165H47V166H50V165H48ZM57 162V163H56ZM69 162H71V163H69ZM86 162V163H85ZM94 162V163H93ZM98 162V163H97ZM178 162V163H177ZM201 162H202V164H201ZM204 162H205V164H204ZM208 164H207V163ZM219 162V163H218ZM221 162V163H220ZM223 162V163H222ZM232 162H234V164L233 165H231L232 166V168L233 169H231V167H230V163L232 164ZM247 165V163H249L250 164V167H245V165H244V163ZM22 163V165H20ZM68 164L67 166H66V164ZM95 163H97V164H95ZM108 163V164H107ZM225 163V165H226V163H228L226 166L225 165H222V164H224ZM241 163V164H240ZM8 164V165H7ZM17 164V165H16ZM34 164H37V165H35L34 166ZM58 164V165H57ZM70 164V165H69ZM99 164V165H98ZM239 164H240V166H239ZM260 164L262 165V166H260ZM3 165H5L4 167H3ZM42 165V166H41ZM63 165H64V167H63ZM85 165H86V168H85ZM202 167H201V166ZM204 165H206V167H207V169H206V167L204 166ZM208 165V166H207ZM229 165V166H228ZM236 165V166H235ZM251 165H253V166H251ZM12 166V167H11ZM15 166V167H14ZM69 166V167H68ZM94 166H96L97 167V169H96V167H94ZM200 166V167H199ZM221 166V167H220ZM239 166V167H238ZM249 166V165H248ZM258 166V167H257ZM33 167V168H32ZM58 167H60L59 169H58ZM71 167V168H70ZM82 168L83 170H85V171H83L82 169H80V168ZM88 167H91V169L90 168H88ZM183 167V168H182ZM187 167V168H186ZM190 167V168H189ZM198 167V168H197ZM204 167V168H203ZM215 167L216 168H218V169H216L215 170ZM220 167V168H219ZM226 167V168H225ZM227 167L228 168H230V169H228V170H226L227 169ZM235 167H237V168H235ZM252 167V168H251ZM257 167V168H256ZM263 170H261L260 168ZM30 168V169H29ZM35 168V169H34ZM65 168V169H64ZM74 168H75V170H74ZM103 168V169H102ZM189 168V169H188ZM201 168V169H200ZM206 169V170H204L203 171V169ZM223 170H222V169ZM239 168V169H238ZM241 168H242V170H241ZM253 168H255V169H253ZM6 169H7V171H6ZM43 169V170H42ZM90 169V170H89ZM183 169H184V172H183ZM186 169V170H185ZM213 169V170H212ZM219 169H221L220 171H218ZM247 169V170H246ZM250 169V171H251V174L249 173V170ZM259 169V170H258ZM33 170V172H31ZM35 170V171H34ZM38 170V171H37ZM68 170V171H67ZM88 170V171H87ZM191 170V171H190ZM196 170V171H195ZM215 170V171H214ZM229 170H231V171H229ZM238 170V171H237ZM29 171V172H28ZM63 171H64V173H63ZM73 171V172H72ZM75 171H76V173H75ZM82 171V172H81ZM96 171V172H95ZM181 171H182V174H181ZM207 172V174L205 175L204 173L202 174V172ZM216 172V174H212V173H214V172ZM222 171H224L225 173H226V175H232L233 177H234V183L233 182H231V181H229V180H227V177L228 176H226L225 175V173L224 172H222ZM237 171V172H236ZM22 172V173H21ZM24 172V173H23ZM61 172V173H60ZM69 172V173H68ZM89 172V173H88ZM189 172V173H188ZM209 172V173H208ZM238 172H240V173H238ZM255 172V173H254ZM3 173V174H2ZM27 173V174H26ZM33 173H34V176H33ZM55 173V174H54ZM73 173V174H72ZM184 173V174H183ZM191 173H195V174H193L192 176H194V177H192L191 176ZM198 173H199V176H198ZM211 173V174H210ZM220 173V174H219ZM223 175H222V174ZM230 173V174H229ZM233 173V174H232ZM237 173V174H236ZM248 173V174H247ZM21 174V175H20ZM31 174V175H30ZM53 174H54V176H53ZM60 174H61V176H60ZM64 174L66 175V176H64ZM68 174V175H67ZM70 174V175H69ZM72 174V175H71ZM76 174H78V175H76ZM209 174V175H208ZM218 174H219V176H218ZM254 174V175H253ZM257 174V175H256ZM25 175H27V176H25ZM37 175H39L40 177H38ZM56 175H57V179H56ZM81 175L83 176V177H81ZM88 175H90V177H88ZM183 175V176H182ZM197 175V176H196ZM202 175H204L203 177H201ZM211 175V176H210ZM224 175H225V177H224ZM234 175H236V176H234ZM239 175H243L242 177L240 176L239 178H238V176ZM251 175V176H250ZM256 175V176H255ZM263 175V176H262ZM32 178H30V177ZM47 176V177H46ZM71 176H73V177H71ZM93 176H94V178H93ZM190 176V177H189ZM210 176V177H209ZM218 178H217V177ZM221 176H222V178H221ZM254 176V177H253ZM2 177V178H3ZM35 177V178H34ZM62 177V178H61ZM75 177V178H74ZM188 177V178H187ZM212 177V178H211ZM249 177L251 178V179H253V180H249ZM257 177V178H256ZM45 178H47V179H45ZM52 178V179H51ZM54 178V179H53ZM59 178V179H58ZM60 178H61V180H60ZM74 180H73V179ZM96 178V179H95ZM205 178H208V180L207 179H205ZM209 178H211V179H209ZM214 178H215V180H214ZM217 178V179H216ZM225 178V179H224ZM243 180H241V179ZM4 179V178H3ZM27 179V180H26ZM34 179V180H33ZM39 181V183H38V181ZM41 181H40V180ZM44 179V180H43ZM56 179V180H55ZM63 179L65 180V181H63ZM75 179L76 180H78V182L77 181H75ZM93 179V180H92ZM98 179V180H97ZM183 179V180H182ZM188 179V180H187ZM198 181H197V180ZM203 179V180H202ZM236 179H237V181H238V183H240V184H235V183H237V181H236ZM247 179V180H246ZM47 180V181H46ZM52 180V181H51ZM87 180V181H86ZM88 180L90 181V182H93V183H90V184H88ZM191 180H193V182H191ZM207 180V181H206ZM210 180H212V182L210 181ZM219 180H222V181H219ZM28 181V182H27ZM37 181V182H36ZM63 181V182H62ZM76 182V183H74V182ZM97 181V182H96ZM183 181V182H182ZM201 181V183H205L204 184V186L206 187V189L204 188V186L202 187V185L203 184H200L199 182ZM208 182V183H206V182ZM217 181H219L218 183H216ZM224 181V182H223ZM247 183H246V182ZM259 181V182H258ZM43 182V183H42ZM55 182V183H54ZM57 182H60V187H59V185L57 186L56 184H57ZM64 182H66V184L64 183ZM191 182V183H190ZM194 182H195V184H194ZM199 183V185L197 184V183ZM211 182V183H210ZM222 182V183H221ZM227 182H228V184H230V185H233L232 187H230V185H228L227 184ZM231 182V183H230ZM250 182V183H249ZM33 183H35V185L33 184ZM48 183V184H47ZM223 183H224V185H223ZM252 183H253V185H252ZM255 183V184H254ZM264 183V182H263ZM47 185L46 187L48 188V190H49V192H47L48 190L46 189V187L44 186V185ZM59 184V183H58ZM63 184V185H62ZM73 184V185H72ZM81 184V185H80ZM92 184V185H91ZM97 184V185H96ZM100 184V185H99ZM182 184V185H181ZM191 184V186H189V185ZM193 184H194V186H193ZM197 184V185H196ZM215 184V185H214ZM221 185V187L222 188H225V189H223L222 190V188L219 186V185ZM243 184V185H242ZM42 185H43V187H45V188H43V189H40V188H42ZM49 185V186H48ZM74 185H77L76 186V188H75V186ZM82 185H83V187H82ZM180 185V186H179ZM217 185V186H216ZM229 187H228V186ZM263 185V184H262ZM260 186V187H264V185L263 186ZM54 186V187H53ZM67 187V188H65V187ZM79 186V187H78ZM199 186V187H198ZM207 186H209L208 188H207ZM239 186V187H238ZM255 186V187H254ZM37 187H40L39 189L37 188ZM50 187H51V189H52V191H51V189H50ZM78 187V188H77ZM100 187H98V188H100ZM181 187V188H180ZM183 187H185V189L183 188ZM195 187V188H194ZM211 187V188H210ZM226 187H228V188H226ZM253 187V189H251ZM53 188H55L54 190H53ZM63 188V189H62ZM187 188L190 190V191H188L187 190ZM204 188V189H203ZM209 188H210V190H209ZM231 188V189H230ZM233 188H234V190H233ZM254 188H256L255 190H254ZM65 189H66V194H67V196H66V194L65 193H63V192H65ZM71 189H72V191H71ZM75 189V190H74ZM81 189V190H80ZM147 189V190H148ZM183 189V190H182ZM193 189V190H192ZM196 189V190H195ZM197 189L199 190V192L201 191V190H203L202 192H201V195H200V193L197 191ZM216 189V190H215ZM249 189H251V190H249ZM257 189H258V191L259 190H261L260 192L262 193V195L260 196V193L259 192H257L259 195H257V196H259L260 198L258 199L255 195L257 194L256 193V191H257ZM264 189V188H263ZM47 190V191H46ZM57 192H56V191ZM61 190V191H60ZM68 190H70V192L68 191ZM76 190H78V191H76ZM182 190V191H181ZM195 190V191H194ZM212 190H214L215 192H213ZM235 191V194L233 195V194H231V193H233V192H231L230 193V191ZM237 190V191H236ZM40 191V192H39ZM42 191H43V193H42ZM80 191V192H79ZM99 191V192H98ZM109 191H110V193H109ZM192 191V192H191ZM208 191L209 193H206V192ZM217 191V192H216ZM223 191H224V193H223ZM249 191H253L252 193L251 192H249ZM44 192H47V193H45V195H44ZM69 192V193H68ZM89 192H91V193H89ZM154 192V193H153ZM188 192V193H187ZM191 192V193H190ZM193 192H194V194H193ZM199 193V196H198V194L197 193ZM228 193V194H226V193ZM249 192V193H248ZM49 193V194H48ZM50 193H51V196H50ZM53 193V194H52ZM57 193V194H56ZM212 193V194H211ZM220 195H218V194ZM222 193V194H221ZM88 194H90V195H88ZM96 194V195H95ZM152 194V195H151ZM188 194V195H187ZM196 194H197V196H196ZM205 194H207V195H205ZM214 194H217L218 196H216V195H214ZM247 194H249L250 196H248ZM252 194V195H251ZM64 195V196H63ZM70 195V196H69ZM87 195V197H85ZM92 195V196H91ZM109 195V196H108ZM189 195H191V196H189ZM212 195V198L210 197V196ZM222 195H224V197L225 198H228L227 200L229 201V202H232V206L235 208V210H237V212L236 213H238V214H236L235 213V218L233 219V220H230V221H232L231 223H230V221H228V222H225L229 227H231V229L227 226V225H225L224 223H219V221L217 222V220H212V219H210V220H208V218L206 219V220H208V222H207V224L205 223V222H203V220H199V218H201V219H203V217L202 216H200V214H197V212H199V213H202L203 212V210L205 209V205H209L210 203L209 202H211V201H214V199H217V198H220ZM231 195L233 196V198H231ZM90 196V197H89ZM95 196H96V199H93V197L95 198ZM106 196V197H105ZM202 196V197H201ZM207 196V197H206ZM234 196L236 197V198H234ZM254 196V197H253ZM45 197V198H44ZM51 197V198H50ZM66 197H68L69 199H71L72 200V198H73V202L71 201V200H69L68 198H66ZM77 197H78V199L80 198V201L77 199ZM198 197L200 198V199H198ZM208 197H209V199H208ZM242 197V198H241ZM243 197H244V199H243ZM252 199L253 198V201H249V199L250 198ZM43 198L45 199L44 201H45V203H42V202H44L43 201ZM63 198V200H60V199H62ZM83 198V199H82ZM85 198H87L86 200H85ZM92 200H91V199ZM98 198V199H97ZM102 198V199H101ZM104 198V199H103ZM148 198V199H147ZM191 198V199H190ZM197 198V199H196ZM224 198V200H226ZM249 198V199H248ZM67 199H68V201H67ZM76 199V200H75ZM88 199H90V200H88ZM100 199V200H99ZM106 199V200H105ZM110 201H109V200ZM234 199V200H233ZM247 199V200H246ZM250 199V200H251ZM255 199H257V202H259V203H257V202H255L256 200ZM263 199V200H262ZM48 200V201H47ZM55 200V201H54ZM66 200V201H65ZM78 200V201H77ZM84 201V203H83V201ZM99 201V203H97V201ZM200 200V201H199ZM201 200L203 201V202H201ZM205 200V201H204ZM207 200H209V202L207 201ZM226 200V201H227ZM237 200H239L238 202L240 203V205L238 204V202H237ZM243 200V202H240V201H242ZM50 201H51V203H50ZM76 201L78 202V203H76ZM94 201V203H91V202H93ZM96 201V202H95ZM101 201H103L104 202V204L106 203V205H104ZM192 201L194 202V203H192ZM236 201V202H235ZM54 202V203H53ZM69 202V203H68ZM108 202H110V204L112 203V207H111V205L108 203ZM199 202H201V203H199ZM207 202V203H206ZM249 202V203H248ZM253 203V205H254V207H253V205H252V203ZM76 203V206H74V204ZM101 203V204H100ZM108 203V204H107ZM146 205H145V204ZM251 203V204H250ZM23 204V203H22ZM51 204H52V206H51ZM60 204V205H59ZM61 204H63V205H61ZM66 204V205H65ZM80 204V205H79ZM84 204H86V205H84ZM94 204V205H93ZM98 204H100V205H98ZM149 204H151L152 206H154V208L151 206V205H149ZM198 204V205H197ZM238 204V205H237ZM247 204H248V207H247ZM262 204V205H261ZM12 205H14V206H12ZM44 205H45V207H44ZM69 205H71V206H69ZM84 205V206H83ZM104 207H103V206ZM107 205H108V207H107ZM145 205V206H144ZM148 205V206H147ZM196 205V206H195ZM200 205V206H199ZM262 207H261V206ZM17 206H18V208H17ZM76 207L75 209H74V207ZM97 206V208H95V207ZM138 206V207H139ZM203 206V207H202ZM242 206H245V207H242ZM10 207H13V208H10ZM15 207V208H14ZM61 208V209H58V208ZM66 207H67V209H66ZM73 209H72V208ZM82 209H81V208ZM94 207V208H93ZM103 207V208H102ZM106 207V208H105ZM147 207V208H146ZM187 207V208H186ZM199 207H201L200 208V210L198 211V209L197 208H199ZM240 207V208H239ZM251 207V208H250ZM255 207H257V208H255ZM2 208H3V210H2ZM4 208H6V209H4ZM16 208H17V210H16ZM33 208H34V206H33ZM63 208H65V210L63 209ZM69 208V209H68ZM146 208V209H145ZM193 208V209H192ZM195 208V209H194ZM243 208V209H242ZM244 208H245V210H244ZM257 209V210H255V209ZM15 209V210H14ZM48 209H50V211L48 210ZM77 209H78V211H77ZM100 209V210H99ZM103 209V210H102ZM120 209V208H119ZM182 209V208H181ZM7 210V211H6ZM32 210V211H31ZM43 210V211H42ZM74 210V211H73ZM80 210V211H79ZM82 210V211H81ZM98 210V211H97ZM153 210H154V213H153ZM156 210H157V213H156ZM189 210V211H188ZM190 210H191V212H190ZM192 210H194V211H192ZM247 210H249L248 212H247ZM252 210V211H251ZM15 211V212H14ZM19 211V212H18ZM34 211H36L35 213H34ZM40 213H38V212ZM61 211V212H60ZM65 211V212H64ZM86 211H88V212H86ZM240 213H239V212ZM262 211V212H261ZM9 212V213H8ZM22 212H24V213H22ZM28 212H30V213H28ZM35 214V216L36 217H33L34 215L32 214ZM50 214H49V213ZM59 212V213H58ZM78 212V213H77ZM79 212H83L81 215H82V217H81V215L79 214ZM103 212V213H102ZM109 212H110V214H109ZM149 212V213H148ZM185 212V213H184ZM188 212H189V214L190 215H192L193 213V215H197V216H195L196 218L194 219V217L192 218V217H190V215H188ZM257 212V213H256ZM59 216H57L56 214ZM77 213V214H76ZM156 213V216L154 215ZM186 213H187V215L189 216H187L186 215ZM242 213V214H241ZM261 213H262V216H261ZM10 214H11V216H10ZM23 214H25V215H23ZM29 214V215H28ZM55 214V215H54ZM70 215V216H68L67 217V215ZM73 214V215H72ZM78 214H79V216H78ZM88 214V215H87ZM152 214V215H151ZM161 215V216H157V215ZM243 214H246L245 215V217L243 216ZM247 214H255V215H253V218L250 216V215H248L247 216ZM258 214V215H257ZM259 214H260V216H259ZM18 215V216H17ZM21 215V216H20ZM27 215H28V217H27ZM40 215H41V217H40ZM64 215V216H63ZM76 215H77V217H76ZM91 215V216H90ZM93 215V216H92ZM104 215H105V217H104ZM107 215V216H106ZM110 215V216H109ZM192 215V216H193ZM238 215H242L243 217H240V216H238ZM2 216V217H1ZM43 216V217H42ZM46 216V217H45ZM51 216H53V217H51ZM85 216V217H84ZM89 216V217H88ZM185 216V217H184ZM200 216V217H199ZM246 216H247V219H245L246 218ZM12 217V218H11ZM15 217V218H14ZM18 217V218H17ZM24 219H23V218ZM51 217V218H50ZM54 217H56V218H54ZM91 217V219L89 220V218ZM95 217H96V219H95ZM106 217H107V219H106ZM108 217H109V219H108ZM160 218V220H159V218ZM257 217V218H256ZM259 217H261L262 219H260L259 220ZM12 220H11V219ZM19 218H21V219H19ZM25 218H26V220H25ZM28 218V219H27ZM41 218H43V219H41ZM47 218H48V221H47ZM61 218V219H60ZM71 218V219H70ZM75 218V219H74ZM79 218H80V221H79ZM100 218H102V219H100ZM243 218H244V220H243ZM249 218V219H248ZM9 219V220H8ZM31 219V220H30ZM46 219V220H45ZM62 220V222L60 221V220ZM76 219H78V221L76 220ZM87 219V220H86ZM93 219V220H92ZM99 219V220H98ZM141 219V220H140ZM199 221H198V220ZM256 221H255V220ZM258 219V220H257ZM41 220H43V221H41ZM45 220V221H44ZM84 220V221H83ZM94 220H96V221H94ZM101 220V221H100ZM105 220V221H104ZM151 220V221H150ZM158 220H159V223H158ZM164 221V222H162V221ZM191 220V223H192V225H193V229L190 227V225H191V223L190 222H187V221H190ZM195 220V221H194ZM262 220V221H261ZM2 221V222H1ZM73 221V222H72ZM89 221H91V222H89ZM108 221V222H107ZM136 221V222H135ZM137 221H140L139 223H137ZM143 221V222H142ZM147 221V222H146ZM154 221V222H153ZM187 223H186V222ZM196 221H198V222H196ZM233 221H234V223H233ZM238 222V224L240 225L241 224V226H237V222ZM240 221V222H239ZM241 221H242V223H241ZM252 221H254V222H252ZM36 222V223H35ZM38 222V223H37ZM52 222V223H51ZM86 222V223H85ZM96 222V223H95ZM107 222V224H105ZM118 222V223H117ZM122 222H124V223H122ZM166 222V224H164ZM185 222V223H184ZM194 222V223H193ZM203 222V223H202ZM243 222L245 223L246 222V226L243 224ZM256 222V223H255ZM262 222V223H261ZM3 224V226H2V224ZM11 223V224H10ZM15 223V224H14ZM42 225H41V224ZM63 223H65V224H63ZM79 223V224H78ZM82 223V224H81ZM99 223V224H98ZM109 223V224H108ZM112 223H115V224H112ZM116 223H117V225H116ZM135 223H136V225H135ZM151 223V224H150ZM153 223V224H152ZM154 223H156V224H154ZM159 225H158V224ZM168 223H169V225H168ZM182 223V224H181ZM190 223V224H189ZM198 223H201L200 224V226H201V228H203V229H201L200 228V226L198 227ZM205 223V224H204ZM210 223H211V225L212 224H214V228L216 229H212L213 227L211 226H209L208 227V225H210ZM249 223L250 224H252V227L254 226V228H253V230L251 231L250 230V227H251V225L249 226ZM18 224V225H17ZM45 224V225H44ZM48 224V225H47ZM125 226H124V225ZM128 224H129V226L131 227V228H129V226H128ZM142 224H144V225H142ZM147 224V225H146ZM152 226H150V225ZM164 226L165 225V227H163V228H161L160 229V227H162V225ZM186 224V225H185ZM195 224H197V225H195ZM206 225V228L208 229V228H210L211 229V231H213V232H210V230L208 229H205V226L204 225ZM216 224H217V226H216ZM233 224H236V225H233ZM255 224V225H254ZM261 226H260V225ZM8 225V226H7ZM15 225V226H14ZM23 225H24V227H23ZM48 227H47V226ZM86 225V226H85ZM88 225V226H87ZM90 225V226H89ZM103 225V226H102ZM111 225V226H110ZM126 225H127V227H126ZM141 225V226H140ZM155 225V226H154ZM157 225H158V227H159V229H155V227L157 228ZM161 225V226H160ZM181 225H183V226H181ZM184 225L185 226H188L187 227V229H186V227H184ZM191 225V226H192ZM203 225V226H202ZM221 225H223L222 227H220ZM224 225H225V228H223L224 227ZM231 225H233V226H235L238 230L239 229H241V230H239V231H241V233L240 232H238V230L234 227H232ZM248 225V226H247ZM257 225H259V226H257ZM27 226V227H26ZM42 226H43V228L45 229H43L42 228ZM50 226V227H49ZM53 226V227H52ZM75 226V227H74ZM83 226H84V228H83ZM92 226H94V227H92ZM114 226H116L117 228H115ZM120 226V227H119ZM121 226H122V228H121ZM138 226H140L139 228L140 229H137L138 228ZM147 226H149V227H147ZM173 226V227H174ZM195 226H197L196 228H197V230H195L194 229V227ZM243 226L244 227H246V228H243ZM256 226V227H255ZM30 227H31V229H30ZM46 227H47V229H46ZM102 227V228H101ZM109 228V230H107V229H104V228ZM135 227H137V228H135ZM145 227V228H144ZM151 227V228H150ZM166 227H168V228H166ZM189 227H190V229L191 230H189ZM216 227H219V228H216ZM240 227H242V228H240ZM248 227H249V229H248ZM3 228V229H2ZM5 228H7V229H5ZM23 228H25V229H23ZM51 228V229H50ZM53 228H56V229H53ZM112 228V229H111ZM124 228H125V230H126V228H127V232L129 233V234H131V235H129L128 233V235L130 236V239L131 240H133L134 242H136V240H137V243H139V242H143V243H145V244H149V240H150V238H149V236L151 235V242H152V247H154L155 248V246H156V248L158 249V251L156 252V253H158L159 251H163V250H165V249H163L162 250V248L160 247L161 245H159V244H155L154 242H157L158 241V239H157V241H154L153 240V236L154 235H158L157 237H160V235L159 234H161V237H160V239H159V241L162 239H164V240H167V239H169L170 238V236H173L174 237V239H173V237H171L170 239H172L171 241H170V239L168 240V241H170L171 243L172 242H174L173 243V245L174 246H172V247H174V249H172L171 248V246H170V250H172L171 251V253H174L173 255L171 254V255H167V252H170V251H167V252H160V253H158V254H162V258H161V256L159 257L156 253H152V254H154V256H152L151 255V253L149 252V253H145L143 250H142V252H144V254H146V256L148 255V254H150L149 256L150 257H146L145 258V256H144V254L143 253H141L140 255H142L143 257H141V256H139V254L137 255V254H135V256L136 257H134L133 255H132V253H130V252H127V250L126 249H124L125 248V246H124V248H122V250H118L117 248L118 247H115V245L113 244L115 241L114 240H116V238H115V232L117 231V230H124ZM143 228V229H142ZM165 228H166V230H165ZM185 228V229H184ZM198 228H200V230H198ZM227 228V230H225ZM230 230H229V229ZM256 228H260L259 230L257 229L256 230ZM263 228V229H262ZM42 229V230H41ZM49 229V230H48ZM95 229V230H94ZM104 229V230H103ZM114 229V230H113ZM136 229V230H135ZM149 229V230H148ZM151 229L152 230H154V231H151ZM163 229V230H162ZM168 229V230H167ZM176 229V230H177ZM219 229H221V230H219ZM233 229V230H232ZM234 229H236V230H234ZM30 230H32V231H29ZM44 230V231H43ZM47 230V231H46ZM75 230V231H74ZM77 230H79V231H87L86 233H88V234H90V235H93V237H96V239H99V240H101V241H103L104 243H105V247H107V246H111V245H114V246H112L111 247V249H109V248H105L104 247V250H98L99 252H100V254H99V252H97V251H89V250H87V249H85L84 248V246H83V244L79 241V240H73L72 239V237L76 234V231ZM89 230H91V231H89ZM112 230V231H111ZM116 230V231H115ZM131 232H130V231ZM135 230V231H134ZM170 230V231H169ZM195 230V231H194ZM221 231V233H222V235H221V238H220V236H219V234H221L220 232H218V234L216 233L217 231ZM223 230V231H222ZM225 230V231H224ZM242 230L245 232V235H247V234H249L248 232H250V233H252L251 235H253V236H251L250 234V236H245L244 235V232H242ZM248 230V231H247ZM255 230H256V232H255ZM6 231H10L11 232V234L13 233V235H11L10 236V233H5ZM18 231V232H17ZM35 231V232H34ZM141 231V232H140ZM144 231H146V232H144ZM156 231H159V233L157 234V232ZM169 231V232H168ZM175 231V232H174ZM191 232V233H188V232ZM199 231H200V233H199ZM214 231H215V233H216V235L214 234ZM226 231L228 232V233H226ZM231 233H230V232ZM234 231V232H233ZM236 231V232H235ZM255 233H260V234H256L255 235V237H254V232ZM259 231H261L263 234H261V232H259ZM47 232V233H46ZM48 232H50V233H48ZM96 232H98V233H96ZM135 232V233H134ZM137 232V233H136ZM142 232H143V234H142ZM156 232V233H155ZM160 232H163V233H160ZM170 233V235H168V233ZM183 232H185V233H183ZM197 232V233H196ZM223 232H224V235H223ZM238 232V233H237ZM22 234V240H23V242H20L19 244H17L16 246H11L12 244H13V237H14V235L16 236V235H18V234ZM79 233V232H78ZM96 233V234H95ZM104 233H106V234H104ZM111 233H113V235L111 234ZM144 233H145V235H146V237L147 238H145V235H144ZM166 233V234H165ZM175 233H177V235L175 234ZM181 233V235H182V237H185L186 238V242H184L183 243V240L185 241V238L184 239H182V237H181V239H180V235L179 234ZM194 233H196L195 234V237L194 236H192V235H194ZM205 233V234H204ZM225 233H226V235L228 236V235H230V237L229 238H231L232 236H234V234H235V237L234 238H232V239H230L231 241L229 242L228 240H229V238L228 237H226L225 236ZM232 233H233V235H232ZM35 234H37V235H35ZM41 234V235H40ZM48 234V235H47ZM164 234L165 235H167V236H164ZM185 234V235H184ZM201 234H204V237H202L203 235H201ZM51 235V236H50ZM100 235V236H99ZM106 235V236H105ZM134 235H135V237H134ZM142 235V236H141ZM188 235V236H187ZM215 235V236H214ZM260 235V236H259ZM42 236V239L40 238ZM49 236V237H48ZM105 236V237H104ZM131 236H132V238H131ZM177 236V237H176ZM196 236L198 237V240H200V241H198V243L196 242L197 240H195V242H194V238H196ZM199 236H200V238H199ZM205 236H208V237H205ZM212 236H214V237H212ZM258 238H257V237ZM2 237H4V239H6V242H5V240L4 239H2ZM9 237H10V239H9ZM25 237V238H24ZM29 237V238H28ZM43 237H45V238H43ZM50 238V239H48V238ZM109 237V238H108ZM163 237V238H162ZM169 237V238H168ZM191 237H193V239L192 240H190V238ZM203 238V241H202V238ZM209 237H211L213 240V242L212 241H210L211 240V238H210V240H209ZM217 237H218V239H217ZM239 237V238H238ZM252 237V238H251ZM254 237V238H253ZM262 237V240L260 239ZM62 238V239H61ZM67 238V239H66ZM105 238V239H104ZM110 238H111V241L113 242H110V244H109V241H110ZM179 238V239H178ZM208 238V239H207ZM222 238H225V240L224 239H222ZM227 238H228V240H227ZM250 239V241H251V243L252 242H254L255 243V246L253 245L254 243H250V241H249V239ZM27 241H26V240ZM176 239V241H173V240H175ZM189 239V240H188ZM197 239V238H196ZM207 240V241H205V240ZM217 239V240H216ZM221 239H222V241H221ZM253 239H255V241L253 240ZM260 239V240H259ZM4 240V241H3ZM8 240H10V241H8ZM63 240V241H62ZM98 240V241H99ZM179 240H182V242L181 241H179ZM215 240V241H214ZM243 240V241H242ZM108 241V242H107ZM154 241V242H153ZM189 241H191V242H189ZM192 241H193V243H192ZM202 241V242H201ZM229 242V244H228V242ZM243 243H242V242ZM249 243H248V242ZM262 241V242H261ZM8 242H10V243H8ZM50 242V243H49ZM69 242V243H68ZM108 244H107V243ZM189 242V243H188ZM204 242L206 243L207 242V244H204ZM216 244H215V243ZM225 242H226V244H225ZM258 242V243H257ZM5 243V244H4ZM12 243V244H11ZM77 243V244H76ZM154 243V244H153ZM176 243V244H175ZM203 243V244H202ZM223 243V244H222ZM242 243V244H241ZM4 244V245H3ZM62 244L64 245V247L62 246ZM106 244H107V246H106ZM188 244V245H187ZM190 244H192L191 246H190ZM194 244H197V246L196 245H194ZM202 244V246L204 245V246H206V247H208V248H206V247H202L201 246V249H199L200 247H198V246H200V245ZM244 244V245H243ZM260 244V245H259ZM76 245H78V246H76ZM154 245V246H153ZM177 245H179V246H177ZM208 245H213L212 247L214 248H216L217 247V245H218V247L219 246H221V247H219V249H218V247L216 248V249H218V252H216V251H214V250H212V247H210V246H208ZM222 245H224L223 247H222ZM225 245H226V247L228 246V248H226L225 247ZM246 245V246H245ZM249 245V246H248ZM262 245V246H261ZM41 246V247H40ZM47 246V247H46ZM65 246H67V247H65ZM175 246H177L176 248H180V249H183L184 247L183 246H185V250H187L188 248V250L187 251H183V250H181V251H178V250H180V249H178V250H175L176 248H175ZM242 246V247H241ZM243 246H244V248H243ZM251 246V253H250V251H248L249 250V247ZM258 246V247H257ZM12 247V248H11ZM19 247V248H18ZM43 247V248H42ZM61 249H60V248ZM71 247V248H70ZM191 247H193L194 249H195V251H194V249L193 248H191ZM198 247V248H197ZM225 247V248H224ZM5 248V249H4ZM31 248V249H30ZM74 248V249H73ZM116 248V249H115ZM196 248L199 250H197L196 251ZM205 248L206 249H208V250H205ZM209 248H211V250H209ZM214 248V249H215ZM222 248H224L223 249V251L224 252H226V254L221 250ZM241 248H243L244 249V251H243V249H241ZM259 250H257V249ZM6 249H9V250H12L13 251V254L11 253L12 251H10V252H8L9 250H6ZM67 249V250H66ZM82 249V250H81ZM110 251H109V250ZM113 249V250H112ZM226 249V250H225ZM228 249V250H227ZM242 251H241V250ZM245 249H246V251H245ZM248 249V250H247ZM253 249V250H252ZM256 249V250H255ZM6 250V251H5ZM14 250H16L15 252H14ZM17 250H21V251H17ZM73 252H72V251ZM76 250V251H75ZM107 252H106V251ZM114 250L115 251H118L117 252V254L114 252ZM124 250V251H123ZM166 250H168V249H166ZM201 250H204L203 252L201 251ZM220 250V251H219ZM27 251H29V252H27ZM75 251V252H74ZM103 251V252H102ZM112 251L115 253V254H112ZM119 251H121V252H119ZM184 253H183V252ZM190 251H192V252H190ZM208 251H210V254H209V252ZM229 251V252H228ZM260 253V255L258 254V252ZM102 252V253H101ZM111 253V254H108V255H106V253ZM128 254V253H130L129 255H126V253ZM188 252H190V253H193L194 252V254H190V253H188ZM221 252V253H220ZM233 252V253H232ZM236 252H239V254L237 253L236 254ZM241 252V253H240ZM244 252H246V253H244ZM252 252H254V254L252 253ZM6 253H9L8 255H6ZM15 253H16V255H15ZM62 253H63V255H62ZM74 253V254H73ZM77 253V254H76ZM85 253V254H84ZM95 253L97 254V255H95ZM124 253V254H123ZM222 254V256H220V254ZM224 253V254H223ZM227 253H229V255L227 254ZM250 253V254H249ZM12 256H11V255ZM82 254V255H81ZM123 254V255H122ZM133 254H134V252H133ZM169 254V253H168ZM177 256H176V255ZM182 254V255H181ZM188 254H190L191 256L193 255V257H191L190 255L188 256ZM200 254V255H199ZM202 254V255H201ZM244 254H246V259H245V255ZM252 254V255H251ZM258 254V255H257ZM3 255V256H2ZM7 256V257H5L4 258V256ZM10 255V256H9ZM58 255V256H57ZM74 255H76V256H74ZM78 255H79V257H78ZM83 255H85V256H83ZM101 255H105L106 257V260H108V261H106L105 260V258H104V256L102 257ZM116 255V256H115ZM121 255V256H120ZM164 255H166V256H164ZM196 255V256H195ZM228 255V256H227ZM232 255V256H231ZM237 255V256H236ZM240 257H239V256ZM243 255V256H242ZM256 255V256H255ZM18 256V257H17ZM23 256V257H22ZM35 256V257H34ZM74 256V257H73ZM99 256V257H98ZM108 256V257H107ZM129 257V259L128 258H126V257ZM175 256V257H174ZM179 256V257H178ZM189 258H188V257ZM199 256V257H198ZM203 256H205V258L203 257ZM210 256H211V258H210ZM225 256V257H224ZM252 256H254V257H252ZM258 256H260V258L258 257ZM10 257V258H9ZM13 257V260L11 259ZM16 257V258H15ZM65 257V258H64ZM111 257H113L111 260H110V258ZM124 257L126 258V259H124ZM163 257H168L167 259L166 258H163ZM171 257V258H170ZM176 258V259H173V258ZM185 257H187V260H186V258ZM197 257V258H196ZM202 259H201V258ZM226 257H228V259L226 258ZM244 257V258H243ZM249 257V258H248ZM256 257H258L257 259H256ZM8 258V259H7ZM63 258V259H62ZM76 260H75V259ZM81 258V259H80ZM83 258V259H82ZM123 258V259H122ZM132 258H134V260H133V262L131 263V261H132ZM138 260H137V259ZM142 258H145L146 260H148V261H145V259H143V260H141ZM157 258H159V259H162V261L161 260H159V259H157ZM191 258V259H190ZM210 258V259H209ZM255 258V260H253ZM11 261H10V260ZM16 261H15V260ZM18 259V260H17ZM20 259V260H19ZM31 261H30V260ZM39 259V260H38ZM114 259V260H113ZM117 259V260H116ZM131 259V261L129 262V260ZM167 261H166V260ZM185 259V260H184ZM200 261H198V260ZM204 259H207V261H205ZM234 259V260H233ZM260 259V260H259ZM3 260H5V262H3ZM10 262H9V261ZM100 260V261H99ZM119 260V261H118ZM128 260V261H127ZM171 260H172V262H171ZM174 260V261H173ZM176 260V261H175ZM189 260V261H188ZM209 260H211V262L209 261ZM213 260H214V262H213ZM218 260H220V261H218ZM224 260V261H223ZM247 260V261H246ZM33 261V262H32ZM96 261V262H95ZM128 263H127V262ZM139 261V262H138ZM140 261H142V262H140ZM144 261V262H143ZM159 261H161V262H159ZM163 261H166L167 263H165V262H163ZM182 261V262H181ZM195 261L197 262V263H195ZM256 261V262H255ZM258 261V262H257ZM28 262V263H27ZM78 262V263H77ZM82 262V263H81ZM103 262V263H102ZM108 262V263H107ZM109 262H111V263H109ZM114 262V263H113ZM119 262V263H118ZM204 262V263H203ZM229 262V263H228ZM237 262V263H236ZM254 262V263H253ZM150 264H151V262H149ZM152 264H153V260H152Z\"/></svg>",
  "mask_w": 264,
  "mask_h": 264
},
{
  "label": "bare ground",
  "instance_id": "bare-ground-1",
  "mask_svg": "<svg viewBox=\"0 0 264 264\" xmlns=\"http://www.w3.org/2000/svg\"><path fill=\"white\" fill-rule=\"evenodd\" d=\"M145 1V0H144ZM147 1H149V0H147ZM147 1H145L146 2V4H147ZM152 1V0H151ZM185 1V0H184ZM192 0H190V1H188L187 0V2H191ZM203 1V0H202ZM202 1H199L200 3L202 2ZM206 1H208V3H209V0H205L204 2H206ZM145 2H143L142 0L140 1V0H0V34L1 35H4L6 38H5V40L10 44V46L12 47V49L15 51V55L17 54V56H15L16 58V63L17 64H15V63H12V62H8L6 65H5V67L1 70L2 71V73H0V75L2 74L3 76L1 77V80H3V82H2V87L0 88V154L1 155H9V153H10V156L12 155L11 153H16V152H18V155H19V153H24V154H26L25 156H29V158L30 159H33L34 160V158L36 159V161L39 159V158H45V159H48L49 157H57L56 155H59V154H63L64 153V151H65V147L68 145V142H67V145L66 146H64V144L63 145H61L59 142L61 141V139H62V137L64 136H66V137H68V138H71V139H69V140H82V141H86L90 146H89V148L90 149H92L93 148V146H94V144H96V142H97V140L96 139H98V141L100 140V141H102L103 140V138L105 139L104 140V145L105 146H108V147H111V149L109 150V149H106V147H105V149H103V150H105V155L109 158V162H110V166H108L107 167V169H106V171L104 170H102L101 171V173H100V176H98V178H99V182H100V184H101V187L100 186H98V187H100V188H96V186H94L93 188H91V186H87L86 188L88 189V190H91V191H96V190H98V189H100V192L102 191V194L104 195V193L105 194H107V191L108 190H110L111 191V194H110V198L109 199H111L112 201H110L109 199V201L110 202H114L115 204L113 205L114 207V214L111 212V214H112V218L114 219V221H124V222H129V224H130V222H132V221H134V220H136L135 219V210L136 209H138V208H140L141 209V207L139 206V205H141L142 203L141 202H145L146 201V197H147V194H146V192L147 191H149L150 189H154L155 191H156V193H155V196H154V198H152V200L150 199V202L152 203V204H154V206L156 205V206H158V212L159 213H161V215H162V219H164V221H169L170 223H171V225H173L174 226V223L175 222H178V224H179V222L180 221H178L180 218H181V220H182V222H183V220L184 219H182V216L183 215H185V214H182V216H181V211H182V213H183V208L185 207V206H189V207H191V206H193V205H191L190 206V201L191 200H189L188 198L189 197H185L186 196V193H185V195H182L181 194V192H179L178 191V184H179V180H180V167L182 166L181 164L183 163V165H186L187 166V164H188V162H190V163H194V166H195V161H196V158L195 159H192L193 157H192V155H191V157L190 156H188V157H190V158H186V157H184V156H182L183 158H186V160L185 159H183L184 161H182L181 163H178V165L180 166V167H178V165L177 164H173V163H175V161H177V158H178V155L180 154V152L182 151L181 149H177V148H175V147H172V146H169V145H167L166 147H165V149H162V150H156V148H151L152 150H150L149 149V147H151V145H153V144H151V143H149V142H153V143H161L162 141H164L165 139H164V137L165 138H167V134H166V132L165 133H159L158 131H153L151 134L149 133V135L148 134H146V123H143L142 124V127L143 126H145V129H143L142 130V133H143V138H145L144 140H142V142H140V143H134V141H135V139H134V141H132V140H127V139H130L131 137L130 136H127V135H125V137L122 135V131L123 130H125L124 128H123V130L122 131H118V129H117V127H118V125L120 126L121 125V123H124V125H128V126H132V125H135L136 123H137V121H139L140 119H142V117H144L143 116V112L138 108V106H137V101L135 102L133 99L131 100V97L129 98V100H131L132 102L130 103V104H124V107H120L119 105H118V102L120 101V97H121V93H123V91H121L120 90V92L118 91V87L120 86V84H121V82L123 81L122 79V75H123V73H124V75H125V77H127V78H129V81H131V82H133L135 85H137V86H139V88H141L142 86L140 85V83L141 84H143V82H145L146 80H145V76H146V74L147 73H144V71H143V69L141 68V66H140V68H141V70H136L135 68H134V66L135 65H137V61L134 63V61H133V63H132V61H130V60H128L126 57H129V53H131V52H129V50L127 49V45H128V43H127V40L126 39H130V38H133V36H135L136 34H137V32H138V30H140V29H137L136 27H140V18H142L141 16H139L138 15V11L140 12V10H144L145 8L147 9L148 7H146V4H145ZM181 2L182 3H184L183 2V0H172V3L173 4H171V5H173L174 7H180V4H181ZM198 2V1H197ZM196 1L194 2L193 1V3H197ZM210 2H211V0H210ZM260 2H263V0L262 1H260ZM200 3H198V4H200ZM149 4V3H148ZM169 4V3H168ZM204 3L202 2V5H203ZM210 4V3H209ZM150 5V4H149ZM151 5H153V4H151ZM160 5V4H159ZM182 5V4H181ZM185 5L186 6H188L189 7V9H190V5H187V3L186 4H184V7H185ZM192 5H194V4H192ZM204 5H206L207 6V4L205 3ZM212 4H210V6H211ZM145 6V7H144ZM165 6V5H164ZM205 6V8H202V7H204V6H200V8H202V9H206L207 7ZM209 6V5H208ZM153 7H155V6H153ZM152 7V8H153ZM156 7H157V5H156ZM161 7H162V5H161ZM167 7V6H166ZM173 7V8H174ZM192 7H194V8H192V9H195L196 7L195 6H192ZM237 7H238V5H237ZM151 8V7H150ZM170 8H172V7H170ZM172 8V9H173ZM181 8H183V7H181ZM199 8V6H198V9H200ZM209 9H208V11L210 10V7H208ZM231 8V7H230ZM234 8V7H233ZM156 8H154L153 10H155ZM159 9V15L161 14L162 15V11H163V9H161V8H158ZM166 9V8H165ZM171 9V12H172V19H174V12L175 11H173ZM178 8H176V10H177ZM184 9H186V8H184ZM188 9V8H187ZM202 9L200 10L201 11V13H202ZM232 9V8H231ZM235 9V8H234ZM150 10V9H149ZM146 11V12H151L152 11V9H151V11ZM162 10V11H161ZM170 10V9H169ZM175 10V9H174ZM207 10V9H206ZM223 10V9H222ZM225 10V9H224ZM141 11V12H142ZM157 11V10H156ZM164 11H166V10H164ZM184 11H186V10H184ZM188 11V10H187ZM190 12V14H191V10H189ZM205 11V10H204ZM144 12H145V10H144ZM177 12H179L178 10H177ZM182 12V11H181ZM197 12V11H196ZM195 12V13H196ZM262 12V11H261ZM143 13V12H142ZM141 13V14H142ZM163 13H165V12H163ZM167 14L169 13L170 14V12L167 10V12H166ZM183 13V12H182ZM185 13H187V12H185ZM204 13H206V12H204ZM201 14L202 16H205V14ZM209 13V12H208ZM223 13V12H222ZM235 13H237V12H235ZM70 14H72V16H71V18H68V15H70ZM110 14H114L115 15V18H111V17H109L108 15H110ZM155 14H157L158 15V12H155ZM154 14V11H153V15H155ZM167 14H164V15H166L167 16ZM181 14V13H180ZM199 15H200V13H198ZM232 14V13H231ZM230 14V15H231ZM261 14V13H260ZM149 15H151L150 13H149ZM178 16H179V18H180V15L179 14H177ZM198 15V17L197 18H200V16ZM224 15V14H223ZM229 15V14H228ZM229 15V16H230ZM233 15V14H232ZM231 15V16H232ZM143 16H144V14H143ZM152 16V15H151ZM166 16H164V17H166ZM169 16V15H168ZM167 16V17H168ZM176 16V15H175ZM186 17H187V15H185ZM184 16V17H185ZM195 16V15H194ZM201 16V17H202ZM207 16H209V14L207 15ZM261 16H262V14H261ZM67 17V18H66ZM147 17H148V15H147ZM144 18L145 20L146 19H148V18ZM160 17H162V16H160ZM188 17H191V15L190 16H188ZM206 17V16H205ZM204 17V18H205ZM234 18H237V16L235 17V16H233ZM154 18H157L158 19V16H154V17H152L151 19H153V24H155L154 23V21H155V19ZM203 18V17H202ZM204 18L203 19H200V20H202V24H203V22H204V24H205V21H203L204 20ZM229 18V17H228ZM170 20V18H166V20ZM185 19H188V18H184V20ZM238 19V18H237ZM241 19V18H240ZM143 20V19H142ZM144 20V21H145ZM184 20H182V21H184ZM190 20V19H189ZM195 20H198V19H195ZM243 20V19H242ZM147 21H149V19L147 20ZM164 22L165 20L164 19H161L160 20V23L161 22ZM175 21V20H174ZM173 21V22H174ZM178 21V20H177ZM176 21V22H177ZM186 21V20H185ZM193 21V20H192ZM191 21V22H192ZM229 21V20H228ZM146 22V21H145ZM151 22V21H150ZM156 22V21H155ZM162 22V24H164ZM171 22V21H170ZM175 22V23H176ZM231 22V21H230ZM246 21H244V23H245ZM144 23V22H143ZM147 23V22H146ZM185 23V22H184ZM190 23V21L187 23V24H189ZM200 23V25H202L201 24V22L199 21H197V25H195V21H194V25L196 26H194L195 28H197L198 27V24ZM238 23V22H237ZM237 23H236V25H237ZM240 23V22H239ZM248 23V22H247ZM145 24V23H144ZM180 24H182V23H180ZM192 24H193V22H192ZM249 24V23H248ZM148 25V24H147ZM151 25V24H150ZM149 25V27L151 28V26ZM157 26H156V28L159 26L158 24H156ZM165 26L167 25L166 23L164 24ZM169 26H170V24H168ZM179 25V24H178ZM185 25V24H184ZM190 25V24H189ZM200 25H199V27H200ZM232 25H234V23L232 22ZM235 25V26H236ZM240 25H242V24H240ZM250 25H252V24H250ZM145 26H146V24H145ZM161 26V25H160ZM159 26V27H160ZM165 26L163 27H160V28H165ZM172 26V25H171ZM181 26V25H180ZM187 26V25H186ZM193 26V25H192ZM191 26V29L193 28ZM226 26V25H225ZM244 26V25H243ZM246 26H248V25H246ZM264 26V25H263ZM23 27H29L30 29H31V31L33 32V34L31 35V33H30V35H31V37L30 38H26L25 37V34H24V31H23ZM147 27V26H146ZM149 27H147V28H149ZM173 27V26H172ZM183 27V26H182ZM202 27H204V25L202 26ZM262 27V26H261ZM142 28V27H141ZM160 28H158V29H160ZM171 28V27H170ZM183 28H185V27H183ZM195 28H193V29H195ZM154 29V28H153ZM157 29V31H159V34L160 33H162L161 32V30H158ZM167 30H168V28H166ZM172 29V28H171ZM174 29H175V27H174ZM189 29V28H188ZM188 29H186V30H188ZM190 29V30H191ZM200 28H197V32H198V30H199ZM144 30H147V29H144ZM143 30V31H144ZM170 30V29H169ZM167 31L166 32V30H165V33H163V34H165L166 35V33H169L170 31ZM179 30H180V32L179 33H177L178 32V30L176 31V30H172V32H175V33H173V36L172 37H170V39L171 40H173L174 42H175V44L177 45V47L178 48H182L183 46H184V44L186 45L187 44V41L189 42V40H187V39H190V36L189 35H191V33H185L184 31L182 32L181 31V29H180V27H179ZM185 30V31H186ZM201 30V29H200ZM263 30V29H262ZM141 31V30H140ZM150 31H152V30H150ZM149 31V32H150ZM156 31V30H155ZM196 31V30H195ZM249 31V30H248ZM26 32V31H25ZM153 32H154V30H153ZM152 32V33H153ZM164 32V31H163ZM193 32H194V30H193ZM196 32V33H197ZM263 32V31H262ZM140 32H138V34H139ZM144 33V32H143ZM155 33V32H154ZM195 33V32H194ZM193 33V35H195ZM201 33V32H200ZM199 33V34H200ZM141 34V33H140ZM139 34V35H140ZM145 34V33H144ZM149 34V33H148ZM156 34V36H157V33H155ZM162 34V35H163ZM169 34H172L171 32L169 33ZM198 34V33H197ZM201 34H203V32L201 33ZM261 35V34H260ZM259 35V36H260ZM263 35V34H262ZM141 36V35H140ZM153 36H155V35H153ZM167 37L169 36V35H166ZM196 36V35H195ZM201 37L200 38H202L203 36L202 35H200ZM141 37H143V36H141ZM145 37V36H144ZM148 37V36H147ZM158 37V36H157ZM156 37V38H157ZM199 37V36H198ZM154 38V37H153ZM152 38V40L154 41V39ZM173 38V39H172ZM193 38H194V36H193ZM196 38V37H195ZM261 38V37H260ZM134 39V38H133ZM135 39H136V37H135ZM146 39V38H145ZM159 38H157L156 40H158ZM160 39H162V36H161V38ZM163 39H165V38H163ZM192 39V38H191ZM199 39V38H198ZM202 39H204V38H202ZM259 39V38H258ZM136 40H139L138 38L136 39ZM155 40V41H156ZM166 40H168L169 41V39H167L166 38ZM170 40V41H171ZM194 40V39H193ZM196 40V39H195ZM264 40V39H263ZM61 41V42H60ZM154 41V42H155ZM163 41V40H162ZM165 41V40H164ZM163 41V42H164ZM169 41V42H170ZM172 41V42H173ZM197 41H199V40H197ZM200 41H202L201 39H200ZM152 42V41H151ZM169 42H167V43H169ZM190 42H192V44H193V42L194 41H192V40H190ZM260 42V41H259ZM262 42V41H261ZM60 43V44H59ZM65 44V45H63L62 46V44ZM130 43H133V42H130ZM135 43V42H134ZM138 43V42H137ZM137 43H136V45H137ZM140 43H142V42H140ZM139 43V44H140ZM149 43V42H148ZM166 43V42H165ZM196 43V42H195ZM193 44L195 47H196V44ZM200 43H202V42H200ZM204 43H206V42H204ZM153 44V43H152ZM155 44L156 43H154V46H155ZM158 44V43H157ZM156 44V45H157ZM161 44V43H160ZM160 44H158V46L160 45ZM141 45V44H140ZM139 45V46H140ZM145 45V44H144ZM149 45H150V43H149ZM162 45V44H161ZM165 45V44H164ZM169 45H170V43H169ZM206 46H207V43L205 44ZM209 45V44H208ZM134 46H135V44H134ZM138 46V47H139ZM168 46V45H167ZM172 46H173V44H172ZM188 46H191V45H188ZM187 46V47H188ZM199 46V45H198ZM203 46V45H202ZM8 47H9V45H8ZM7 47V48H8ZM137 47V46H136ZM160 47V46H159ZM165 47V46H164ZM174 47V46H173ZM184 47H186V46H184ZM187 47H186V49H187ZM192 47V46H191ZM255 47H257V46H255ZM258 47H259V43H258ZM257 47V48H258ZM263 46H261V48H262ZM153 48V47H152ZM156 48V47H155ZM155 48L154 49H150V50H155ZM161 48V47H160ZM166 48H168V47H166ZM169 48H170V46H169ZM168 48V49H169ZM189 48V47H188ZM194 48V47H193ZM203 47H199V49H202ZM206 49H207V47H205ZM204 48V49H205ZM260 48V47H259ZM5 49V48H4ZM11 49V48H10ZM140 49H142V48H140ZM144 49V48H143ZM141 50V51H146L145 49L144 50ZM173 48L171 47L170 48V51L172 50ZM184 49V48H183ZM198 49V48H197ZM9 50V49H8ZM126 50H128V53H125V54H123ZM131 50V49H130ZM139 50V49H138ZM160 50H163V48H161ZM165 50V49H164ZM163 50V51H164ZM177 50V49H176ZM182 50V49H181ZM208 50V49H207ZM255 50V49H254ZM256 50H259L258 52H260V49H256ZM5 51V50H4ZM136 51V50H135ZM170 51H168V52H170ZM191 51V50H190ZM195 51V50H194ZM197 51V50H196ZM195 51V52H196ZM199 51V50H198ZM204 50H202V52H203ZM6 52V51H5ZM139 52V51H138ZM147 52V51H146ZM160 51H159V49L157 50V52L156 53H159ZM165 52V51H164ZM172 52H173V50H172ZM172 52H170V53H172ZM183 52H185V50L183 51ZM182 52V53H183ZM195 52H193V53H195ZM206 52H208V51H206ZM12 53V51L9 53V54H11ZM132 53H134V52H132ZM136 53V52H135ZM143 53V52H142ZM145 53V52H144ZM143 53V54H144ZM148 53V52H147ZM150 53V52H149ZM148 53V54H149ZM153 53V52H152ZM160 53H163L162 51L160 52ZM166 53H167V50H166ZM166 53H164V54H166ZM177 53V52H176ZM179 53V52H178ZM188 53V55H186ZM201 53V52H200ZM204 53V52H203ZM141 54V53H140ZM140 54H138V55H140ZM154 54V53H153ZM168 54V53H167ZM202 54V53H201ZM200 54V55H201ZM204 54H206V53H204ZM210 55V53H207V55ZM255 54V53H254ZM259 54V53H258ZM134 55V54H133ZM150 55V54H149ZM156 55V54H155ZM154 55V56H155ZM206 55V56H207ZM143 56V55H142ZM165 56H167V55H165ZM164 56V57H165ZM173 56V55H172ZM194 56L195 55H190L189 54V49H188V52H186V53H183L182 54V56L180 57V58H177L178 59V61L177 62H183V68L185 67L186 68V71H187V73L189 72V75H192L191 73H195V69L197 68V67H195V69H194V66H198L197 64H195L194 65ZM199 56V55H198ZM147 57V56H146ZM150 57V56H149ZM159 57V56H158ZM161 57H162V55H161ZM169 57H171V55L170 56H168V57H166V58H169ZM207 57H209V59H210V56H207ZM260 57V56H259ZM6 58V57H5ZM152 58V57H151ZM154 58V57H153ZM172 58V57H171ZM198 58H200V57H198ZM202 58V57H201ZM204 58H205V55H204ZM255 57H253V59H254ZM9 59V58H8ZM143 59H144V57H143ZM155 60H156V57L154 58ZM153 59V60H154ZM161 59V58H160ZM159 59V60H160ZM164 60H165V58H163ZM162 59V60H163ZM170 59V58H169ZM176 59V60H177ZM195 59H196V57H195ZM1 60H3V56H2V59ZM154 60V61H155ZM158 60V59H157ZM155 61V62H159V61ZM163 60V61H164ZM172 61L174 60V58H172L171 59ZM199 60V59H198ZM206 60H208V59H206ZM205 60V61H206ZM258 60V59H257ZM262 60V59H261ZM151 61H152V59H151ZM167 61V59L165 60V62ZM170 61V60H169ZM196 61V60H195ZM1 62V61H0ZM4 62V61H3ZM15 62V61H14ZM140 62H142V60L140 61ZM154 62V63H155ZM174 62V61H173ZM5 63V62H4ZM139 63V62H138ZM163 63V62H162ZM170 63H171V61H170ZM175 63V65H174V69H175V66H176V62H174ZM197 63V62H196ZM203 63V62H202ZM206 63V62H205ZM207 63H208V65H209V62L207 61ZM260 63V62H259ZM140 64V63H139ZM144 64L146 65V63H145V60H144ZM152 64V63H151ZM161 64V63H160ZM173 64V63H172ZM199 64H201V63H199ZM210 64H212V63H210ZM258 64V63H257ZM143 65V64H142ZM149 65V64H148ZM147 65V66H148ZM156 65V64H155ZM162 65H164V64H162ZM162 65H161V67H162ZM168 65V64H167ZM166 65V66H167ZM171 65V64H170ZM169 65V66H170ZM179 65V64H178ZM177 65V66H178ZM204 65V64H203ZM206 66H208L207 64H205ZM253 65V64H252ZM153 66V65H152ZM165 66V65H164ZM176 66V68H178ZM209 66H211V65H209ZM213 66V65H212ZM212 66H211V68H212ZM260 66V65H259ZM2 67V66H1ZM136 67V66H135ZM138 67V66H137ZM143 67H144V65H143ZM168 67V66H167ZM205 67V66H204ZM204 67H203V70H201V71H204ZM253 67H255L254 65H253ZM258 67V66H257ZM256 67V68H257ZM139 68V67H138ZM139 68V69H140ZM150 68V67H149ZM164 68V67H163ZM179 68H180V66H179ZM182 68V67H181ZM201 68V67H200ZM210 67H208V68H206L205 67V69H206V71L208 70H210L209 69ZM259 68V67H258ZM156 69H158L159 70V68H156ZM162 69V68H161ZM171 69V68H170ZM174 69H171V71H173ZM197 69H199V68H197ZM202 69V68H201ZM146 70H147V68H146ZM163 70V69H162ZM180 70V69H179ZM183 70V69H182ZM254 70V69H253ZM262 70H264L263 68H262ZM154 71V70H153ZM164 71V70H163ZM170 71V70H169ZM168 71V72H169ZM170 71V72H171ZM178 71V70H177ZM176 71V72H177ZM197 71V70H196ZM199 71V70H198ZM58 73V75L60 76V80H61V83H62V86H63V88L61 89V90H57L56 88H52V86H51V84L53 83L52 81H53V78L55 77V76H53V78H52V76H51V74L52 73ZM150 72V71H149ZM148 72V73H149ZM164 72H166V71H164ZM176 72L174 73V74H176ZM181 72V71H180ZM200 72V71H199ZM161 73V72H160ZM183 73H184V71H183ZM182 73V74H183ZM186 73V74H187ZM197 73V72H196ZM195 73V75L194 76H196L197 74ZM185 74V75H186ZM201 74H202V72H201ZM208 74H209V72H208ZM52 75H54V74H52ZM123 75V76H124ZM164 75L165 74H162V76L164 77ZM167 75V74H166ZM173 75V74H172ZM176 75H179L178 73L176 74ZM176 75L174 76V79H175V77H176ZM181 75V74H180ZM180 75L178 76V79L177 80H179V77H180ZM184 75V76H185ZM200 77H201V75H200V73L198 74ZM197 75V76H198ZM205 75H207V73L205 74ZM204 75V76H205ZM250 75V74H249ZM149 76V75H148ZM182 76V75H181ZM183 76V77H184ZM198 76V77H199ZM209 76V75H208ZM57 77V76H56ZM149 77H151V72H150V76ZM149 77H146V78H149ZM169 77H170V75H169ZM192 78H193V75L191 76ZM197 77V78H198ZM199 77V78H200ZM213 77V76H212ZM222 77V76H221ZM251 77H253V76H251ZM264 77V76H263ZM177 78V77H176ZM185 78V77H184ZM206 78V77H205ZM208 78H210V76L208 77ZM207 78V79H208ZM214 78V77H213ZM215 78H217V76H215ZM254 78H255V76H254ZM261 79H262V76L260 77ZM158 79H160L159 77H158ZM181 79V78H180ZM183 79V78H182ZM186 79H187V77H186ZM256 79V78H255ZM258 79V78H257ZM149 80V79H148ZM148 80L146 81L147 82V84H148ZM151 80H152V78H151ZM151 80H149V82L151 81ZM162 80V79H161ZM165 79H163V81H164ZM173 80V79H172ZM192 81H193V79H191ZM200 80H202V79H200ZM210 80V79H209ZM213 80V79H212ZM212 80L210 81V83L212 82ZM214 80H217V79H214ZM213 80V82H215ZM218 80H220L219 79V77H218ZM252 80V79H251ZM153 81V80H152ZM151 81V82H152ZM183 81V80H182ZM182 81H181V83H180V80H179V83H180V85H182ZM185 81V80H184ZM190 81V80H189ZM204 81L207 83V80H205L204 79ZM202 82L203 84L205 83V82ZM254 81V80H253ZM262 81H264L263 79H262ZM150 82V83H151ZM158 82V81H157ZM156 82V83H157ZM168 82V81H167ZM169 82H170V80H169ZM174 82V81H173ZM172 82V83H173ZM197 82V81H196ZM201 82V81H200ZM209 82V81H208ZM219 82H222L221 80L219 81ZM226 82V81H225ZM258 82V81H257ZM177 83V82H176ZM175 83V84H176ZM194 83V81L192 82V84ZM205 83V84H206ZM227 83V82H226ZM245 83V82H244ZM147 84H145V85H147ZM153 84V83H152ZM165 85H166V83H164ZM174 84V83H173ZM178 84V83H177ZM184 84V83H183ZM186 84H187V81H186ZM188 84H190L189 82H188ZM204 84V85H205ZM208 84V83H207ZM213 84V83H212ZM248 84H250V83H247V85ZM256 83H254V85H255ZM261 84V83H260ZM259 84V85H260ZM264 84V83H263ZM125 85V84H124ZM129 85V84H128ZM154 85H155V83H154ZM153 85V86H154ZM157 85V87L159 86L158 84H156ZM215 84H213V90L215 89V86H214ZM240 85V84H239ZM245 85V84H244ZM252 87H253V84H250ZM257 85V84H256ZM262 85V84H261ZM260 85V86H261ZM56 86V85H55ZM54 86V87H55ZM141 86V87H140ZM161 86H162V84H161ZM171 86H173V85H171ZM177 86V85H176ZM178 86H179V84H178ZM177 86V87H178ZM186 86V85H185ZM197 86V85H196ZM196 86H195V88H196ZM203 86V85H202ZM5 87H7V89L5 88ZM18 87H23L24 88V92H25V95L27 96V99L25 98V96H24V98H25V100H27V101H25L24 103H25V105H23V103L21 104V106H23V108H20L21 110H23V114H24V118H23V120L25 121V122H23V124H25V125H28V124H35L34 123V121H36L37 123L35 124V126L38 128V129H40L39 130V133H38V131L36 130V128H34L35 130H33L32 128L30 129V130H28V132L25 134L24 133V131H22L23 133V135H24V139H25V136H27V138H26V143L28 144V145H26L25 144V141H23V138H21V136H20V134H19V132L17 131V129H18V125H20V124H18V122H12V121H10V120H12V118L10 117L11 115H12V117H14L15 118V116H16V114L17 115H19V116H21L20 114H18L17 112V105H13L14 104V102H13V104H12V102H10V99H12V95L14 94L13 92L15 91V89L16 88H18ZM57 87V86H56ZM147 87H148V85H147ZM192 87V86H191ZM204 87V86H203ZM203 87H201V88H203ZM218 88H220L219 87V85L217 86ZM225 87V86H224ZM224 87H222V89L224 88ZM242 87V86H241ZM248 87V86H247ZM250 87V86H249ZM252 87H251V90H253L252 89ZM262 87V86H261ZM9 88V89H8ZM22 88V89H23ZM127 88V87H126ZM129 88H131V86L129 87ZM137 88V87H136ZM138 88V89H139ZM145 88V87H144ZM151 88V87H150ZM153 88V87H152ZM169 88V87H168ZM171 88V87H170ZM173 88V87H172ZM180 88V87H179ZM187 88V87H186ZM188 88H189V86H188ZM207 88H208V86H207ZM211 88H212V85H211ZM226 88V87H225ZM228 88V87H227ZM239 88H240V86H239ZM260 88V87H259ZM19 89V88H18ZM122 89H124L123 87H122ZM133 89V88H132ZM138 89H137V91H138ZM155 89V88H154ZM154 89H153V91H154ZM166 89V88H165ZM185 89V88H184ZM183 89V90H184ZM191 89V88H190ZM242 89V88H241ZM248 89V88H247ZM255 89V88H254ZM256 89H257V87H256ZM10 90V91H9ZM21 90V89H20ZM141 90V89H140ZM151 91H152V89H150ZM170 90V89H169ZM174 90V89H173ZM197 90V89H196ZM202 90V89H201ZM205 91L206 90H208V89H204ZM216 90H218V89H216ZM259 90H261V89H259ZM22 91V90H21ZM20 91V92H21ZM127 91V90H126ZM133 91V90H132ZM142 91V90H141ZM145 91V90H144ZM158 91V90H157ZM164 91V90H163ZM175 91V90H174ZM178 91V90H177ZM186 91V90H185ZM198 92H199V90H197ZM209 91V90H208ZM211 91V90H210ZM219 91H221V90H219ZM226 91V90H225ZM236 91V90H235ZM239 91V90H238ZM250 91V90H249ZM264 91V90H263ZM140 92V91H139ZM148 92H149V89H148ZM156 92V91H155ZM155 92H149V93H155ZM167 92V91H166ZM179 92H180V90H179ZM197 92V94H199ZM244 92V91H243ZM260 92V91H259ZM127 92H125V94H126ZM146 93H147V91L145 92V95H146ZM168 94H169V91L167 92ZM204 94H205V92H203ZM212 92H208V95L209 94H211ZM213 93H215L214 91H213ZM221 93V92H220ZM225 93H227V92H225ZM238 93V92H237ZM245 93V92H244ZM243 93V94H244ZM252 93V92H251ZM256 93V92H255ZM262 93V92H261ZM264 93V92H263ZM17 94H19V93H17ZM22 94H24V93H22ZM141 94V93H140ZM181 94H182V92H181ZM181 94L179 95L180 97H182L181 96ZM184 94V93H183ZM186 94V96H187V93H185ZM191 94V93H190ZM194 94V93H193ZM206 94H207V92H206ZM218 94V93H217ZM242 94V95H243ZM257 94V93H256ZM14 95H16V94H14ZM130 95V94H129ZM142 95H144V93L142 92ZM147 95H148V93H147ZM154 95V94H153ZM156 95V94H155ZM154 95V96H155ZM163 95V94H162ZM202 95V94H201ZM219 95V94H218ZM218 95H217V97H218ZM220 95H222V94H220ZM236 95V94H235ZM241 95V94H240ZM252 95V94H251ZM18 96H20V95H18ZM175 96V95H174ZM179 96H176V98L178 97L179 98ZM186 96L184 97V98H186ZM189 96H191V95H189ZM188 96V97H189ZM195 96H197L196 94H195ZM207 96V95H206ZM205 96V97H206ZM210 96V95H209ZM212 96V95H211ZM214 96H216L215 94H214ZM213 96V97H214ZM223 96V95H222ZM246 96H247V94H246ZM254 96V95H253ZM257 96V95H256ZM260 96V95H259ZM21 97V96H20ZM124 97H126V95L124 96ZM133 97V96H132ZM158 97V96H157ZM153 98L154 100L155 99H157L158 100V98ZM167 97V96H166ZM200 98L201 96H197V98ZM217 97H215V99H217ZM232 97V96H231ZM24 98H22V100L24 99ZM123 98V97H122ZM127 98V97H126ZM134 98V97H133ZM175 98V97H174ZM198 98V99H199ZM202 98H204L203 96H202ZM207 98H210V97H207ZM206 98V99H207ZM218 98H220V97H218ZM223 98H224V96L222 97V101H223ZM245 98V97H244ZM254 98V97H253ZM139 99V98H138ZM163 99V98H162ZM181 99H183V98H181ZM187 99V98H186ZM195 99H196V97H195ZM197 99V100H198ZM205 99V100H206ZM221 99V98H220ZM240 99H242V98H240ZM249 99V98H248ZM17 100V99H16ZM140 100V99H139ZM168 100V99H167ZM173 100V99H172ZM180 100V99H179ZM201 100V99H200ZM208 101L210 100H212L213 101V103L215 102V100H213V99H207ZM219 100V99H218ZM227 100V99H226ZM238 100V99H237ZM244 100V99H243ZM14 101V100H13ZM24 101V100H23ZM22 101V102H23ZM164 101V100H163ZM163 101H161L160 100V102H162L163 103ZM176 101H177V99H176ZM186 101V100H185ZM190 101V100H189ZM188 101V102H189ZM202 101V100H201ZM220 101V100H219ZM218 101V102H219ZM233 101V100H232ZM234 101H236V100H234ZM245 101V100H244ZM249 101V100H248ZM250 101H251V104L253 103L252 102V100L250 99ZM250 101H249V103H250ZM257 101V100H256ZM260 101H262V100H260ZM21 102V101H20ZM125 102V101H124ZM155 102H156V100H155ZM164 102H166V99H165V101ZM168 102H169V100H168ZM174 102V101H173ZM181 103L180 104H182V102H183V100L182 101H180ZM191 102V101H190ZM203 102V101H202ZM221 102V101H220ZM220 102H219V104H220ZM224 102V101H223ZM229 102H230V100H229ZM259 102V101H258ZM158 103V102H157ZM174 103H177V102H174ZM179 103V102H178ZM187 103V102H186ZM195 103V102H194ZM193 103V104H194ZM196 103H197V101H196ZM201 103V102H200ZM203 103H205V102H203ZM209 103H212V102H209ZM235 103V102H234ZM237 103H241V104H243L242 102H237ZM236 103V104H237ZM248 103V102H247ZM263 103V102H262ZM138 104H139V101H138ZM166 104V103H165ZM173 104V103H172ZM222 104V103H221ZM227 104V103H226ZM236 104H234V105H236ZM246 104V103H245ZM260 104V103H259ZM144 105V104H143ZM159 105V104H158ZM177 105V104H176ZM179 105V104H178ZM184 105V104H183ZM186 105V104H185ZM203 105H205V104H203ZM211 105V104H210ZM214 105V104H213ZM228 105V104H227ZM263 105V104H262ZM262 105H260V106H262ZM167 106V105H166ZM229 106V105H228ZM239 106V105H238ZM242 105H240V107H241ZM246 106V105H245ZM244 106V107H245ZM247 106H250V104H247ZM246 106V108H248ZM259 106V107H260ZM47 107H51L52 109H59V108H62V110H60V111H62V114L64 115L63 117L61 116V113H59L60 114V116H57V113L55 114L56 115V117H59L58 119H61L60 120V122L58 121V124L57 123H55L51 118H49V116H47V113L45 112V109ZM55 107H59V108H55ZM147 107V106H146ZM170 107V106H169ZM180 107V106H179ZM186 107V106H185ZM200 107V106H199ZM209 107V106H208ZM211 107H212V105H211ZM216 107V106H215ZM218 107V106H217ZM222 107V106H221ZM225 107H226V105H225ZM237 107V106H236ZM243 106H242V108H244ZM257 107V106H256ZM258 107V108H259ZM19 108V107H18ZM148 108V107H147ZM167 108V107H166ZM183 108V107H182ZM192 108V107H191ZM194 108V110H195V108L196 107H193ZM206 109L205 110H208V108L207 107H205ZM224 108V107H223ZM233 108H234V106H233ZM233 108L231 107V109H232V111H233ZM253 108V106L250 108V109H252ZM262 108L264 109V107L262 106ZM49 109V108H48ZM48 109L46 110L47 112H48ZM142 109H143V107H142ZM159 109V108H158ZM160 109H162V108H160ZM167 109H169V108H167ZM172 109V108H171ZM170 109V110H171ZM189 109H190V106H189V108H188V111H189ZM203 109H204V107H203ZM203 109L201 110V108H200V110H201V112H203ZM217 109V108H216ZM225 109H228L227 107L226 108H224V110H222V108H221V111H225ZM230 109V110H231ZM236 109V108H235ZM240 109V108H239ZM245 109V108H244ZM243 109V110H244ZM16 110V111H15ZM19 110V109H18ZM19 111V113L20 112H22V111ZM148 110V109H147ZM149 110H150V108H149ZM164 110V109H163ZM191 110V109H190ZM211 110V109H210ZM219 110V109H218ZM230 110H228V112L230 111ZM242 110V111H243ZM246 110H248V109H245V111ZM16 112V114H15V112ZM161 111V110H160ZM185 110H183V112H184ZM187 111V112H188ZM196 111H197V109H196ZM212 111V110H211ZM220 111V110H219ZM239 111V110H238ZM242 111H241V113H242ZM249 111V110H248ZM259 111V110H258ZM261 111V110H260ZM145 112V111H144ZM173 112H175V111H173ZM173 112H172V114H173ZM186 112V111H185ZM194 112V111H193ZM192 112V113H193ZM198 113H199V111H197ZM235 112V111H234ZM234 112H230V113H234ZM251 112V111H250ZM254 112V111H253ZM13 113L15 114V116H13ZM25 113H26V119H25ZM148 113H150V111H148ZM170 113V112H169ZM194 113H196V112H194ZM205 113H207V112H205ZM214 113V112H213ZM236 113V112H235ZM234 113V114H235ZM259 113V112H258ZM262 113V112H261ZM49 114V113H48ZM52 114V113H51ZM152 113H150V115H151ZM181 114V113H180ZM190 114V113H189ZM189 114H188V116H189ZM203 114H204V112H203ZM209 114V113H208ZM211 114H212V112H211ZM217 114H219V113H217ZM222 114V113H221ZM221 114H220V116H221ZM223 114H225V112L223 113ZM231 114V115H232ZM233 114V115H234ZM252 114V113H251ZM44 115H46V117L44 116ZM184 115H185V113H184ZM183 115V116H184ZM192 115V114H191ZM193 115H199V114H193ZM191 116V117H196V116ZM213 115H215V114H213ZM236 115V114H235ZM238 115V114H237ZM240 115V114H239ZM239 115L237 116L238 117V119H239ZM244 115H245V113H244ZM18 116V117H19ZM52 116V115H51ZM175 115H173V117H174ZM180 116V115H179ZM178 115H177V117H179ZM182 116V117H183ZM199 116H201V115H199ZM209 116H210V114H209ZM216 116V115H215ZM219 116V117H220ZM243 115H240V117H241V119L243 118L242 117ZM23 117V116H22ZM22 117H20V119L22 118ZM48 117V118H47ZM53 118H54V116H52ZM55 117V118H56ZM60 117H62V118H60ZM147 117H148V115H147ZM152 117H154V116H152ZM169 117V116H168ZM181 117V118H182ZM184 117H187V116H184ZM198 117V116H197ZM204 117H206V116H204ZM208 117V116H207ZM210 117H212V116H210ZM225 117H226V115H225ZM231 117L232 116H230L229 117V119H231ZM235 117V116H234ZM234 117H232V119L234 118ZM260 117V116H259ZM16 118H17V116H16ZM146 118V117H145ZM150 118V117H149ZM166 118V117H165ZM180 118V117H179ZM189 118H190V116H189ZM201 117H199V119H200ZM213 119L212 120H215L214 119V117H212ZM223 118V117H222ZM227 118H228V116H227ZM246 118V119H245ZM244 119L245 120H241V119H239V120H241V122L242 121H250V122H252V120H249V118L247 119V117H245ZM253 118V117H252ZM20 119H18L17 118V121L18 120H20ZM154 119V118H153ZM173 119V118H172ZM191 119V118H190ZM208 119V118H207ZM229 119H227V121L229 120ZM256 119V118H255ZM261 119H262V117H261ZM264 119V118H263ZM156 120V119H155ZM155 120H154V122H155ZM174 120H176V121H178L177 119H175L174 118ZM193 120V119H192ZM197 120V119H196ZM235 119H233V121H234ZM237 120V119H236ZM15 121V120H14ZM182 121V120H181ZM200 121V120H199ZM198 121V122H199ZM202 121H204V120H202ZM201 121V122H202ZM211 121V120H210ZM217 120H215V122H216ZM219 121L221 122L222 120H220L219 119ZM231 121V120H230ZM238 121V120H237ZM22 122V120L20 121V123ZM145 122H146V120H145ZM183 122V121H182ZM187 122H189L188 120H187ZM187 122H185L184 121V123H186L187 124ZM200 122V123H201ZM205 122V121H204ZM209 122V121H208ZM232 122V121H231ZM236 122V121H235ZM240 122V123H241ZM250 122H248V123H250ZM174 123V122H173ZM177 123H179V122H177ZM219 122H217V124H218ZM223 123V122H222ZM228 123H229V121H228ZM239 123V121L238 122H236V125ZM253 123H255V121L253 122ZM258 123H260V121L258 122ZM22 124V123H21ZM139 124H141V122H139ZM207 124H209L210 125V123H207ZM213 124V123H212ZM225 124V123H224ZM232 124V123H231ZM235 123H233V126H235V127H237L236 125H234ZM245 124V123H244ZM247 124V123H246ZM30 125H28V126H30ZM136 125H138V124H136ZM135 125V126H136ZM176 125V124H175ZM180 125V124H179ZM181 125H183L182 123H181ZM180 125V126H181ZM194 125V124H193ZM203 125V124H202ZM215 125H216V123H215ZM225 125H228V124H225ZM230 125V124H229ZM255 125V124H254ZM253 125V127H255ZM263 125V124H262ZM34 126V127H35ZM149 126V125H148ZM151 126H153V125H151ZM160 126V125H159ZM174 126V125H173ZM186 126H188V125H186ZM217 126V125H216ZM222 126V125H221ZM220 125H218V127H221ZM231 126V125H230ZM240 126V125H239ZM243 126V128L245 127V125H242V123H241V127ZM248 126H250L249 124H248ZM261 126V125H260ZM22 127V126H21ZM33 127V126H32ZM155 127H157V126H155ZM170 127V126H169ZM176 127V126H175ZM174 127V128H175ZM189 127H190V125L188 126V129H189ZM192 127H194V126H192ZM191 127V128H192ZM201 127V126H200ZM199 127V128H200ZM213 127V126H212ZM211 127V128H212ZM229 127V126H228ZM247 127V126H246ZM245 127V128H246ZM250 127H252V126H250ZM262 127V126H261ZM29 128V127H28ZM27 128V129H28ZM144 128V127H143ZM151 128V127H150ZM177 128V127H176ZM206 128V127H205ZM209 128V127H208ZM238 128H240V127H238ZM237 128V130H239ZM257 128V127H256ZM255 128V129H256ZM22 129H24V126H23V128ZM122 129V128H121ZM201 129H203L202 127H201ZM210 129V128H209ZM212 129H214V128H212ZM223 129H225V127L223 128ZM228 129V128H227ZM226 129V130H227ZM233 128L231 127V129H230V131L232 130ZM251 129V128H250ZM19 130V129H18ZM25 130V129H24ZM176 130H178V131H176ZM175 131L176 132H179V129H176ZM196 130V129H195ZM207 130V129H206ZM205 130V132H207ZM218 130H219V128H218ZM218 130H216L217 132H219ZM225 130V131H226ZM229 130V129H228ZM227 130V131H228ZM234 130V129H233ZM236 130V131H237ZM252 130V129H251ZM254 130V129H253ZM259 130H261V129H259ZM126 131H127V129H126ZM125 131V133H128V132H126ZM135 131V130H134ZM139 132H140V130H138ZM137 131V132H138ZM160 131V130H159ZM167 131V130H166ZM214 132V134L216 133L217 134V132ZM226 131V132H227ZM247 131H249V129L247 128ZM247 131H245L246 132V134H247ZM255 131V130H254ZM258 130L256 129V132H257ZM172 132H174V131H172ZM221 132H224V130L222 131L221 130ZM220 132V133H221ZM253 132V131H252ZM255 132V133H256ZM262 132V131H261ZM263 132H264V130H263ZM142 133H138V134H142ZM148 133V132H147ZM183 133V132H182ZM194 133V132H193ZM192 133V134H193ZM197 133V132H196ZM195 133V134H196ZM199 133V132H198ZM209 133V132H208ZM233 133H235L234 131H233ZM250 135H252V133H250V131L248 132ZM69 134H71V135H69ZM136 134V133H135ZM183 134H185V133H183ZM183 134H181V135H183ZM186 134H188V133H186ZM206 134V133H205ZM224 134H226L225 132H224ZM242 135V134H245L244 133V131H243V133H241V131H240V133L238 132V134L236 133V135ZM258 134V132L256 133V135ZM131 135V134H130ZM132 135H134V134H132ZM174 135V134H173ZM180 135V134H179ZM228 135V134H227ZM226 135V136H227ZM259 135H260V133H259ZM258 135V136H259ZM122 136L124 137V139H126L127 141L125 142V141H123V142H125V144L123 143V146H122V148L119 146V145H117V147L118 148H121V150H119L118 151V148H117V153H115L114 151V149H115V147H116V145L115 144H117V143H119L120 142V140H121V138H122ZM175 136V135H174ZM185 136V135H184ZM196 136V135H195ZM194 136V137H195ZM199 135L197 134V136L196 137H198ZM204 136V135H203ZM206 136V135H205ZM210 135L208 134V136L207 137H209ZM214 136H216V135H214ZM219 136V135H218ZM247 136H249L248 134H247ZM262 136H263V133H262ZM34 137H36L35 139H34ZM128 137H130V138H128ZM136 137V136H135ZM138 137V136H137ZM186 137V136H185ZM188 138L190 137V135L189 136H187ZM206 137V138H207ZM234 137V136H233ZM244 138L246 137V135L245 136H243ZM133 138V137H132ZM193 138V137H192ZM199 138L201 139V141H203L202 140V138L199 136ZM211 138H213V136L211 137ZM220 138L223 140V138H222V136H220ZM229 138V137H228ZM236 138V137H235ZM243 138V139H244ZM255 138H257V137H255ZM196 139H198V138H196ZM204 139V138H203ZM220 139V140H221ZM246 139H247V141H248V139H250V138H247L246 137ZM260 139H262V138H260ZM260 139L258 140V138H257V140L258 141H260ZM264 139V138H263ZM28 140V141H27ZM95 140H96V142H95ZM123 140V139H122ZM193 140V139H192ZM188 141L187 142V145L185 146V144L184 145H182L183 147L185 146V149H188V148H190V150L192 151V149L193 150H195L194 148H192V146H193V141ZM240 140V139H239ZM251 140V139H250ZM249 140V141H250ZM63 141V140H62ZM119 141V142H118ZM139 141V140H138ZM209 141H211L210 139H209ZM246 141V140H245ZM165 142H166V140H165ZM198 142V141H197ZM199 142H200V140H199ZM199 142H198V144H199ZM205 143H202L201 142V145L200 146H203L204 145V147L206 148V149H208V144L210 143V142H208V144H206V142L207 141H204ZM214 142V143H213ZM251 143L252 142H255V141H250ZM249 142V143H250ZM24 143V144H23ZM163 143V142H162ZM196 143V142H195ZM212 143H213V146L215 147V150H219L218 148H217V146L216 145H218L219 143H218V141L216 140V142H215V140L214 141H212ZM212 143H211V148H213L212 147ZM233 143H234V140H233ZM239 143H241V142H239ZM248 143V144H249ZM250 143V144H251ZM256 143H257V141H256ZM259 143H261V141L259 142ZM80 144V143H79ZM121 144V143H120ZM135 144V145H134ZM179 144V143H178ZM203 144V145H202ZM230 144H232V143H230ZM243 144V143H242ZM253 145H254V143H252ZM258 144V143H257ZM75 143H72V145H71V150H70V152H69V156H70V158L72 159H70L71 161H76V157H77V149H76V147H75ZM78 145V144H77ZM98 145H99V142H98ZM113 145H115V146H113ZM159 145V144H158ZM226 145H228V144H226ZM234 145V144H233ZM238 145V144H237ZM256 145V144H255ZM261 144H259V145H257V146H260ZM264 145V144H263ZM263 145H262V147H263ZM223 146H225L224 145V143H223ZM229 146V145H228ZM241 146H243V145H241ZM241 146H239V147H241ZM247 146V145H246ZM249 146H252V145H248V147ZM95 147V146H94ZM100 147V146H99ZM153 147V146H152ZM160 147V146H159ZM222 147V146H221ZM227 147V146H226ZM237 147V146H236ZM97 148V147H96ZM202 148V147H201ZM228 148V147H227ZM229 148H231L230 146H229ZM243 148V147H242ZM259 148V147H258ZM68 149V148H67ZM89 149V150H90ZM204 149V148H203ZM223 149H224V147H223ZM240 149V148H239ZM244 149H245V145H244ZM262 149V148H261ZM86 150V149H85ZM100 150V149H99ZM109 150V151H108ZM114 150V151H113ZM197 150V149H196ZM210 150V149H209ZM208 150V151H209ZM212 150H214V149H211V151ZM233 150H234V152H235V150L236 149H233V148H231V152L233 153ZM242 150V149H241ZM249 150H250V148L248 149V151L247 152H249ZM80 151V150H79ZM189 151V150H188ZM211 151L209 152L210 154H211ZM224 151V150H223ZM226 151V150H225ZM245 151V150H244ZM251 151H252V149H251ZM87 152V151H86ZM89 152V151H88ZM190 152V151H189ZM193 152V151H192ZM196 152H199V151H196ZM196 152H193V154H195L196 155ZM205 152V151H204ZM214 152V151H213ZM217 151H215L214 153H216ZM241 153H243L242 151H240ZM66 153H67V151H66ZM100 153H101V151H99V155H100ZM104 153L102 154V156H104ZM108 153V154H107ZM182 153H183V151H182ZM191 153V152H190ZM214 153H212V155H211V157L212 156H214V158L216 157V155L214 154ZM219 153V152H218ZM229 153V152H228ZM236 153V152H235ZM235 153H233L234 154V156H235ZM17 154V153H16ZM68 154V153H67ZM97 154V153H96ZM186 154H188V153H186ZM198 154V153H197ZM207 154V153H206ZM205 154V155H206ZM220 154V153H219ZM237 154L239 155V153L237 152ZM244 154H247V156H248V154L249 153H246V151L244 152ZM253 154V153H252ZM251 154V155H252ZM256 154V153H255ZM15 155V154H14ZM78 155H79V153H78ZM84 155H85V153H84ZM87 155V154H86ZM89 155H90V153H89ZM94 155H95V153H94ZM183 155V154H182ZM189 155V154H188ZM195 155H194V157H195ZM202 155V154H201ZM230 155H232V154H230ZM263 155V154H262ZM3 156V158L4 159H6L5 157ZM22 156V155H21ZM68 156V157H69ZM83 156V155H82ZM187 156V155H186ZM208 156V155H207ZM237 156V155H236ZM240 156V155H239ZM258 156H259V154H258ZM12 157V156H11ZM16 157V156H15ZM18 157H20V155L18 156ZM80 157H81V155H80ZM83 157H85V156H83ZM96 157V156H95ZM209 157V156H208ZM207 157V158H208ZM219 157V156H218ZM248 157H250V156H248ZM247 157V158H248ZM0 158H1V156H0ZM3 158H1V159H3ZM10 158V157H9ZM97 158H99V157H97ZM104 158H105V156H104ZM181 158V156L179 157V159ZM198 158V157H197ZM205 158V157H204ZM210 158V157H209ZM214 158L213 159H210L211 161H213L214 160ZM224 158V157H223ZM222 158V159H223ZM235 158H238V157H235ZM262 158H264V157H262ZM21 159H22V157H21ZM24 159V158H23ZM26 159V158H25ZM55 159V158H54ZM56 159H58V158H56ZM59 159H60V157H59ZM78 159V158H77ZM81 159V158H80ZM80 159H78V160H80ZM199 159V158H198ZM216 159H218V158H216ZM232 159H233V156H232ZM231 159V160H232ZM241 159V158H240ZM245 159V158H244ZM8 160V159H7ZM17 160H20V159H17ZM41 160V159H40ZM62 160V159H61ZM64 160H66V158L64 157ZM81 160H83V159H81ZM81 160H80V162H81ZM85 160H87V159H84V161ZM182 160V159H181ZM193 160H195V161H193ZM207 160H209V159H207ZM225 160L227 161V158H225ZM251 160V159H250ZM259 160V159H258ZM261 160V159H260ZM5 161V163H6V160H4ZM30 161V160H29ZM57 161V160H56ZM100 160L98 159V162H99ZM106 161V160H105ZM198 161V163H200V161L201 160H197ZM196 161V162H197ZM211 161L209 162L208 161V163H209V166L212 164L211 163ZM217 161V160H216ZM216 161H213V162H216ZM221 161H223V160H221ZM232 161H234V160H232ZM237 161H239V159L237 160L236 159V162ZM245 161H246V159H245ZM253 163H254V158H253ZM264 161V160H263ZM22 162H24L23 160H22ZM26 162V161H25ZM24 162V163H25ZM38 162V161H37ZM42 162V161H41ZM46 163H47V161H45ZM67 162V161H66ZM87 163H88V161H86ZM85 162V163H86ZM97 162V163H98ZM104 162V161H103ZM225 162V161H224ZM248 162V161H247ZM0 163H1V161H0ZM4 163V162H3ZM3 163H1V164H3ZM15 163H18V162H15ZM44 163V162H43ZM50 163H51V161H50ZM57 163V162H56ZM68 163V162H67ZM69 163H71V162H69ZM76 163H77V161H76ZM82 163V162H81ZM94 163V162H93ZM97 163H95V164H97ZM207 163V162H206ZM207 163V164H208ZM219 163V162H218ZM221 163V162H220ZM223 163V162H222ZM228 163H229V161H228ZM228 163H226V165L228 164ZM244 163V162H243ZM258 163H260V161L258 162ZM12 164L13 165H15L13 162H12ZM51 164H54V163H51ZM66 164V163H65ZM91 164V161L88 163V166H91L90 165ZM101 164H102V161H101ZM108 164V163H107ZM201 164H202V162H201ZM204 164H205V162H204ZM217 165V163H214V164H212V165ZM234 164V162H232V164L230 163V167H231V169H233L232 168V166L231 165H233ZM241 164V163H240ZM240 164H239V166H240ZM255 164H256V160H255ZM264 164V163H263ZM8 165V164H7ZM17 165V164H16ZM20 165H22V163L20 164ZM32 166L33 165V163H30L29 162V164H25V166ZM35 165H37V164H34V166ZM48 165H50L49 164V162H48ZM58 165V164H57ZM68 164H66V166H67ZM70 165V164H69ZM82 165H84L83 163H82ZM99 165V164H98ZM103 165V164H102ZM197 165V164H196ZM212 165H211V167H212ZM222 165H225V163L224 164H222ZM225 165V166H226ZM244 165H245V167H250V164L249 163H247V165L244 163ZM249 165V166H248ZM5 165H3V167H4ZM38 166V165H37ZM42 166V165H41ZM47 168H45L43 171H42V174H44V176L45 175H47V176H50L51 175V172L54 170V168H55V166H52V165H50V166H47V165H45ZM201 166V165H200ZM199 166V167H200ZM205 167H206V165H204ZM208 166V165H207ZM229 166V165H228ZM236 166V165H235ZM238 166V167H239ZM251 166H253V165H251ZM260 166H262L261 164H260ZM264 166V165H263ZM12 167V166H11ZM15 167V166H14ZM63 167H64V165H63ZM69 167V166H68ZM94 167H96V166H94ZM188 167V166H187ZM186 167V168H187ZM202 167V166H201ZM221 167V166H220ZM219 167V168H220ZM241 167V166H240ZM258 167V166H257ZM256 167V168H257ZM17 168L19 169L20 168V170L23 168V166H17ZM17 168L15 167L14 169H16V171L18 172V170H17ZM33 168V167H32ZM60 167H58V169H59ZM71 168V167H70ZM80 168V167H79ZM85 168H86V165H85ZM88 168H90L91 169V167H88ZM183 168V167H182ZM190 168V167H189ZM188 168V169H189ZM198 168V167H197ZM204 168V167H203ZM202 168V169H203ZM213 168V167H212ZM226 168V167H225ZM235 168H237V167H235ZM252 168V167H251ZM260 168V167H259ZM2 168H0V171L2 172V170H1ZM24 169V168H23ZM30 169V168H29ZM35 169V168H34ZM53 169V170H52ZM61 169V168H60ZM65 169V168H64ZM80 169H82V168H80ZM89 169V170H90ZM96 169H97V167H96ZM103 169V168H102ZM201 169V168H200ZM206 169H207V167H206ZM206 169H203V171L204 170H206ZM216 169H218V168H216L215 167V170ZM222 169V168H221ZM221 169H219L218 171H220ZM228 169H230V168H228L227 167V169L226 170H228ZM239 169V168H238ZM253 169H255V168H253ZM261 169V168H260ZM264 169V168H263ZM74 170H75V168H74ZM83 170V169H82ZM98 170V169H97ZM186 170V169H185ZM213 170V169H212ZM214 170V171H215ZM223 170V169H222ZM241 170H242V168H241ZM247 170V169H246ZM259 170V169H258ZM262 170V169H261ZM6 171H7V169H6ZM35 171V170H34ZM38 171V170H37ZM68 171V170H67ZM83 171H85V170H83ZM88 171V170H87ZM191 171V170H190ZM196 171V170H195ZM213 171V172H214ZM229 171H231V170H229ZM238 171V170H237ZM236 171V172H237ZM249 171V173L251 174V171H250V169L248 170ZM263 171V170H262ZM0 172V173H1ZM17 172L16 173H10V171L8 172H6V174H3L5 177H0V203L3 205V206H6L7 207V205H9L10 203H13L14 205H19V207H20V205L21 206H24V208H26L27 210L28 209H30L31 207V209H35V207H38V206H40L41 204H38V205H36V203L40 200L39 199V197L38 196H36V195H34V194H36L35 192H34V188H36V186H40L41 184H38V185H35V183H33L35 186L34 187H32L30 184H23V185H19L18 183H19V178H20V176H19V174H17ZM29 172V171H28ZM31 172H33V170L31 171ZM73 172V171H72ZM82 172V171H81ZM96 172V171H95ZM183 172H184V169H183ZM217 172V171H216ZM216 172H214V173H212V174H216ZM221 172V171H220ZM222 172H224V171H222ZM22 173V172H21ZM24 173V172H23ZM61 173V172H60ZM63 173H64V171H63ZM69 173V172H68ZM75 173H76V171H75ZM89 173V172H88ZM189 173V172H188ZM207 174V172L205 171V172H202V174ZM209 173V172H208ZM225 173V172H224ZM238 173H240V172H238ZM255 173V172H254ZM27 174V173H26ZM55 174V173H54ZM54 174H53V176H54ZM73 174V173H72ZM71 174V175H72ZM181 174H182V171H181ZM184 174V173H183ZM193 174H195V173H191V176L193 175ZM211 174V173H210ZM220 174V173H219ZM219 174H218V176H219ZM222 174V173H221ZM230 174V173H229ZM233 174V173H232ZM237 174V173H236ZM248 174V173H247ZM1 175V174H0ZM21 175V174H20ZM31 175V174H30ZM68 175V174H67ZM70 175V174H69ZM76 175H78V174H76ZM209 175V174H208ZM223 175V174H222ZM225 175H226V173H225ZM225 175H224V177H225ZM254 175V174H253ZM257 175V174H256ZM255 175V176H256ZM25 176H27V175H25ZM33 176H34V173H33ZM38 177H40L39 175H37ZM46 176V177H47ZM52 176V175H51ZM60 176H61V174H60ZM64 176H66L65 174H64ZM183 176V175H182ZM197 176V175H196ZM198 176H199V173H198ZM204 175H202L201 177H203ZM211 176V175H210ZM209 176V177H210ZM226 176H228V175H226ZM234 176H236V175H234ZM238 176V175H237ZM241 175H239L238 176V178L240 177ZM243 176V175H242ZM241 176V177H242ZM251 176V175H250ZM263 176V175H262ZM30 177V176H29ZM71 177H73V176H71ZM81 177H83L82 175H81ZM88 177H90V175H88ZM190 177V176H189ZM192 177H194V176H192ZM200 177V176H199ZM217 177V176H216ZM244 177V176H243ZM242 177V178H243ZM254 177V176H253ZM31 178V177H30ZM35 178V177H34ZM62 178V177H61ZM61 178H60V180H61ZM75 178V177H74ZM93 178H94V176H93ZM188 178V177H187ZM212 178V177H211ZM211 178H209V179H211ZM218 178V177H217ZM216 178V179H217ZM221 178H222V176H221ZM226 178V177H225ZM224 178V179H225ZM257 178V177H256ZM32 179V178H31ZM45 179H47V178H45ZM52 179V178H51ZM54 179V178H53ZM56 179H57V175H56ZM55 179V180H56ZM59 179V178H58ZM73 179V178H72ZM96 179V178H95ZM205 179H207L208 180V178H205ZM223 179V178H222ZM234 177L232 176V175H229L228 177H227V180H229V181H231V182H233L234 183ZM241 179V178H240ZM27 180V179H26ZM34 180V179H33ZM37 180V179H36ZM40 180V179H39ZM44 180V179H43ZM74 180V179H73ZM93 180V179H92ZM98 180V179H97ZM183 180V179H182ZM188 180V179H187ZM197 180V179H196ZM199 180V179H198ZM197 180V181H198ZM203 180V179H202ZM206 180V181H207ZM214 180H215V178H214ZM242 180V179H241ZM247 180V179H246ZM249 180H253V179H251L250 177H249ZM263 180V182H264V179H262ZM38 181V180H37ZM36 181V182H37ZM41 181V180H40ZM47 181V180H46ZM52 181V180H51ZM63 181H65L64 179H63ZM62 181V182H63ZM75 181H77L78 182V180H76L75 179ZM87 181V180H86ZM91 181V180H90ZM89 180H88V184H90V183H93V182H90ZM181 181V180H180ZM205 181V182H206ZM211 182H212V180H210ZM216 181V180H215ZM219 181H222V180H219ZM219 181H217L216 183H218ZM236 181H237V179H236ZM243 181V180H242ZM28 182V181H27ZM74 182V181H73ZM90 182V183H89ZM97 182V181H96ZM183 182V181H182ZM191 182H193V180H191ZM190 182V183H191ZM210 182V183H211ZM224 182V181H223ZM230 182V183H231ZM246 182V181H245ZM259 182V181H258ZM262 182V184L264 185V183ZM38 183H39V181H38ZM43 183V182H42ZM55 183V182H54ZM59 183V184H58ZM65 184H66V182H64ZM74 183H76V182H74ZM79 183V182H78ZM197 183V182H196ZM200 184H203V183H201V181L199 182ZM199 183H197L198 185H199ZM206 183H208V182H206ZM213 183V182H212ZM220 183V182H219ZM222 183V182H221ZM247 183V182H246ZM250 183V182H249ZM48 184V183H47ZM99 184V185H100ZM194 184H195V182H194ZM194 184H193V186H194ZM196 184V185H197ZM205 184V183H204ZM204 184L202 185V187L204 186ZM227 184H228V182H227ZM235 184H240V183H238V181H237V183H235ZM255 184V183H254ZM261 184V185H262ZM57 186L59 185V187H60V182H57V184H56ZM63 185V184H62ZM73 185V184H72ZM81 185V184H80ZM92 185V184H91ZM97 185V184H96ZM182 185V184H181ZM189 185V184H188ZM215 185V184H214ZM219 185V184H218ZM223 185H224V183H223ZM228 185H230V184H228ZM227 185V186H228ZM234 185V184H233ZM233 185H230V187H232ZM243 185V184H242ZM252 185H253V183H252ZM259 186L258 188H261V190H263L264 191V187L262 188V187H260L261 185L260 184H255V186ZM262 185V186H263ZM45 187L47 186L46 184L44 185ZM49 186V185H48ZM75 186V188H76V186L77 185H74ZM180 186V185H179ZM189 186H191V184L189 185ZM217 186V185H216ZM220 187H221V185H219ZM254 186V187H255ZM45 187H43V185H42V188H40V187H37L38 189L40 188V189H43V188H45ZM54 187V186H53ZM65 187V186H64ZM68 187V186H67ZM67 187H65V188H67ZM79 187V186H78ZM77 187V188H78ZM82 187H83V185H82ZM147 187H152V188H150V189H148ZM199 187V186H198ZM209 186H207V188H208ZM229 187V186H228ZM228 187H226V188H228ZM234 187V186H233ZM239 187V186H238ZM181 188V187H180ZM184 189H185V187H183ZM195 188V187H194ZM204 188L206 189V187L204 186ZM203 188V189H204ZM211 188V187H210ZM210 188H209V190H210ZM222 188V187H221ZM46 189L48 190V188L46 187ZM50 189H51V187H50ZM55 188H53V190H54ZM63 189V188H62ZM148 189V190H147ZM223 189H225V188H222V190ZM231 189V188H230ZM251 189H253V187L251 188ZM251 189H249V190H251ZM256 188H254V190H255ZM46 190V191H47ZM75 190V189H74ZM81 190V189H80ZM183 190V189H182ZM181 190V191H182ZM187 190L188 191H190L188 188H187ZM193 190V189H192ZM196 190V189H195ZM194 190V191H195ZM200 190V189H199ZM199 190L197 189V191L199 192ZM216 190V189H215ZM233 190H234V188H233ZM261 190H259L258 191V189H257V191H256V193L257 192H259L260 193V196L262 195V193L260 192ZM51 191H52V189H51ZM56 191V190H55ZM61 191V190H60ZM69 192H70V190H68ZM71 191H72V189H71ZM76 191H78V190H76ZM105 191V192H104ZM110 191H109V193H110ZM203 190H201L199 193H200V195H201V192H202ZM213 192H215L214 190H212ZM230 191V190H229ZM237 191V190H236ZM40 192V191H39ZM47 192H49V190L47 191ZM47 192H44V195H45V193H47ZM57 192V191H56ZM68 192V193H69ZM80 192V191H79ZM99 192V191H98ZM104 192V193H103ZM192 192V191H191ZM190 192V193H191ZM206 192V191H205ZM217 192V191H216ZM231 192H233V191H230V193ZM249 192H253V191H249ZM248 192V193H249ZM42 193H43V191H42ZM63 193H67L66 192V189H65V192H63ZM89 193H91V192H89ZM148 193H152V191L150 190V192H148ZM154 193V192H153ZM188 193V192H187ZM197 193V192H196ZM199 193H197L198 194V196H199ZM203 193V192H202ZM206 193H209L208 191L206 192ZM223 193H224V191H223ZM226 193V192H225ZM229 193V192H228ZM228 193H226V194H228ZM49 194V193H48ZM53 194V193H52ZM57 194V193H56ZM92 194V193H91ZM193 194H194V192H193ZM197 194H196V196H197ZM212 194V193H211ZM218 194V193H217ZM217 194H214V195H216V196H218ZM222 194V193H221ZM231 194H235V191L233 192V193H231ZM88 195H90V194H88ZM96 195V194H95ZM152 195V194H151ZM188 195V194H187ZM205 195H207V194H205ZM248 196H250L249 194H247ZM252 195V194H251ZM257 195H259L258 193L255 195L258 199L260 198L259 196H257ZM263 195H264V193H263ZM46 196V195H45ZM50 196H51V193H50ZM64 196V195H63ZM66 196H67V194H66ZM70 196V195H69ZM92 196V195H91ZM189 196H191V195H189ZM210 196V195H209ZM220 196V195H219ZM218 196V197H219ZM52 197V196H51ZM50 197V198H51ZM85 197H87V195L85 196ZM90 197V196H89ZM106 197V196H105ZM202 197V196H201ZM207 197V196H206ZM211 198H212V195L210 196ZM251 197V196H250ZM249 197V198H250ZM254 197V196H253ZM45 198V197H44ZM43 198V201L45 200ZM66 198H68V197H66ZM224 195H222L220 198H217V199H214V201H211V202H209V200H207L210 204L209 205H205V209L203 210V212L202 213H199V212H197V214H200V216H202L203 217V219H201V218H199V220L201 221V220H203V222H205L206 224H207V222H208V220H210V219H212V220H217V222L219 221V223L221 224V223H224L225 225H227L225 222H228V221H230V220H233L234 218H235V213L237 212V210H235V208L231 205L232 204V202H229L227 199L228 198H225L226 200H224ZM231 198H233V196L231 195ZM234 198H236L235 196H234ZM242 198V197H241ZM248 198V199H249ZM69 199V198H68ZM68 199H67V201H68ZM77 199H78V197H77ZM83 199V198H82ZM87 198H85V200H86ZM91 199V198H90ZM90 199H88V200H90ZM93 199H96V196H95V198L93 197ZM98 199V198H97ZM102 199V198H101ZM104 199V198H103ZM148 199V198H147ZM191 199V198H190ZM197 199V198H196ZM198 199H200L199 197H198ZM208 199H209V197H208ZM213 199V198H212ZM243 199H244V197H243ZM251 199V198H250ZM249 199V201H253V198L250 200ZM60 200H63V198L62 199H60ZM69 200H71V199H69ZM76 200V199H75ZM79 201H80V198L78 199ZM77 200V201H78ZM92 200V199H91ZM100 200V199H99ZM106 200V199H105ZM145 200V201H144ZM234 200V199H233ZM245 200V199H244ZM247 200V199H246ZM256 201L255 202H257V199H255ZM263 200V199H262ZM48 201V200H47ZM55 201V200H54ZM64 201V200H63ZM66 201V200H65ZM72 202L74 201L73 200V198H72V200H71ZM76 201V203H78ZM83 201V200H82ZM97 201V200H96ZM95 201V202H96ZM200 201V200H199ZM205 201V200H204ZM239 200H237V202H238ZM81 202V201H80ZM103 204H104V202L103 201H101ZM110 202H108L109 204H110ZM201 202H203L202 200H201ZM201 202H199V203H201ZM236 202V201H235ZM240 202H243V200L242 201H240ZM23 203V204H22ZM42 203H45V201L44 202H42ZM50 203H51V201H50ZM54 203V202H53ZM69 203V202H68ZM76 203L74 204V206H76ZM83 203H84V201H83ZM91 203H94V201L93 202H91ZM97 203H99V201H97ZM107 203V204H108ZM145 203H148V201L147 202H145ZM144 203V204H145ZM192 203H194L193 201H192ZM207 203V202H206ZM249 203V202H248ZM252 203V202H251ZM250 203V204H251ZM257 203H259V202H257ZM95 204V203H94ZM93 204V205H94ZM101 204V203H100ZM100 204H98V205H100ZM238 204L240 205V203L238 202ZM237 204V205H238ZM260 204V203H259ZM14 205H12V206H14ZM60 205V204H59ZM61 205H63V204H61ZM66 205V204H65ZM80 205V204H79ZM84 205H86V204H84ZM83 205V206H84ZM104 205H106V203L104 204ZM111 205V207H112V203L110 204ZM146 205V204H145ZM144 205V206H145ZM149 205H151V204H149ZM198 205V204H197ZM252 205H253V203H252ZM255 205V204H254ZM254 205H253V207H254ZM262 205V204H261ZM260 205V206H261ZM33 206H34V208H33ZM51 206H52V204H51ZM69 206H71V205H69ZM73 206V207H74ZM103 206V205H102ZM139 206V207H138ZM148 206V205H147ZM152 206V205H151ZM154 206H152L153 208H154ZM196 206V205H195ZM200 206V205H199ZM241 206V205H240ZM1 207V206H0ZM44 207H45V205H44ZM95 207V206H94ZM93 207V208H94ZM104 207V206H103ZM102 207V208H103ZM107 207H108V205H107ZM203 207V206H202ZM242 207H245V206H242ZM247 207H248V204H247ZM262 207V206H261ZM10 208H13V207H10ZM15 208V207H14ZM17 208H18V206H17ZM17 208H16V210H17ZM46 208V207H45ZM72 208V207H71ZM76 207H74V209H75ZM81 208V207H80ZM95 208H97V206L95 207ZM99 208V207H98ZM97 208V209H98ZM106 208V207H105ZM109 208V207H108ZM120 208V209H119ZM147 208V207H146ZM145 208V209H146ZM182 208V209H181ZM187 208V207H186ZM200 208L201 207H199V208H197L198 209V211L200 210ZM240 208V207H239ZM249 208V207H248ZM251 208V207H250ZM255 208H257V207H255ZM254 208V209H255ZM4 209H6V208H4ZM58 209H61L60 207L58 208ZM64 210H65V208H63ZM66 209H67V207H66ZM69 209V208H68ZM73 209V208H72ZM82 209V208H81ZM155 209V208H154ZM193 209V208H192ZM195 209V208H194ZM243 209V208H242ZM258 209V208H257ZM257 209H255V210H257ZM2 210H3V208H2ZM15 210V209H14ZM49 211H50V209H48ZM100 210V209H99ZM103 210V209H102ZM139 210V209H138ZM184 210H185V208H184ZM244 210H245V208H244ZM259 210V209H258ZM7 211V210H6ZM32 211V210H31ZM43 211V210H42ZM74 211V210H73ZM77 211H78V209H77ZM80 211V210H79ZM82 211V210H81ZM98 211V210H97ZM189 211V210H188ZM192 211H194V210H192ZM246 211V210H245ZM249 210H247V212H248ZM252 211V210H251ZM260 211V210H259ZM15 212V211H14ZM19 212V211H18ZM36 211H34V213H35ZM38 212V211H37ZM61 212V211H60ZM65 212V211H64ZM86 212H88V211H86ZM190 212H191V210H190ZM239 212V211H238ZM262 212V211H261ZM9 213V212H8ZM22 213H24V212H22ZM28 213H30V212H28ZM32 213V212H31ZM39 213V212H38ZM49 213V212H48ZM59 213V212H58ZM78 213V212H77ZM76 213V214H77ZM81 212H79V214H80ZM83 213V212H82ZM81 213V214H82ZM103 213V212H102ZM149 213V212H148ZM153 213H154V210H153ZM156 213H157V210H156ZM156 213L154 214L155 216H156ZM185 213V212H184ZM192 213V212H191ZM240 213V212H239ZM249 213V212H248ZM257 213V212H256ZM33 214V213H32ZM40 214V213H39ZM50 214V213H49ZM56 214V213H55ZM54 214V215H55ZM79 214H78V216H79ZM80 214V215H81ZM109 214H110V212H109ZM194 214V213H193ZM192 214V215H193ZM236 214H238V213H236ZM242 214V213H241ZM23 215H25V214H23ZM29 215V214H28ZM28 215H27V217H28ZM34 216L33 217H36L35 216V214H33ZM57 215V214H56ZM73 215V214H72ZM88 215V214H87ZM152 215V214H151ZM160 214L159 215H157V216H161ZM186 215H187V213H186ZM188 215H190L189 214V212H188ZM187 215V216H188ZM190 215V217H194V219L196 218L195 216H197V215ZM245 215L246 214H243V216L245 217ZM248 215H250V214H247V216ZM252 215V214H251ZM250 215V216H251ZM253 215H255V214H253ZM253 215L251 216L252 218H253ZM258 215V214H257ZM10 216H11V214H10ZM18 216V215H17ZM21 216V215H20ZM58 216V215H57ZM64 216V215H63ZM68 216H70L69 214L67 215V217ZM91 216V215H90ZM93 216V215H92ZM107 216V215H106ZM110 216V215H109ZM199 216V217H200ZM238 216H240V215H238ZM242 215L240 216V217H243ZM247 216H246V218L245 219H247ZM259 216H260V214H259ZM261 216H262V213H261ZM2 217V216H1ZM40 217H41V215H40ZM43 217V216H42ZM46 217V216H45ZM51 217H53V216H51ZM50 217V218H51ZM59 217V216H58ZM76 217H77V215H76ZM81 217H82V215H81ZM85 217V216H84ZM89 217V216H88ZM104 217H105V215H104ZM185 217V216H184ZM189 217V216H188ZM198 217V216H197ZM249 217V216H248ZM12 218V217H11ZM10 218V219H11ZM15 218V217H14ZM18 218V217H17ZM23 218V217H22ZM54 218H56V217H54ZM159 218V217H158ZM161 218V217H160ZM160 218H159V220H160ZM208 218V220H206ZM257 218V217H256ZM263 219H264V217H262ZM261 217H259V220L260 219H262ZM19 219H21V218H19ZM24 219V218H23ZM28 219V218H27ZM41 219H43V218H41ZM61 219V218H60ZM59 219V220H60ZM71 219V218H70ZM75 219V218H74ZM91 219V217L89 218V220ZM95 219H96V217H95ZM100 219H102V218H100ZM106 219H107V217H106ZM108 219H109V217H108ZM207 221H205V220ZM249 219V218H248ZM262 219V220H263ZM9 220V219H8ZM12 220V219H11ZM25 220H26V218H25ZM31 220V219H30ZM46 220V219H45ZM44 220V221H45ZM77 221H78V219H76ZM87 220V219H86ZM93 220V219H92ZM99 220V219H98ZM141 220V219H140ZM159 220H158V223H159ZM198 220V219H197ZM198 220V221H199ZM243 220H244V218H243ZM255 220V219H254ZM258 220V219H257ZM261 220V221H262ZM41 221H43V220H41ZM47 221H48V218H47ZM61 222H62V220H60ZM79 221H80V218H79ZM84 221V220H83ZM94 221H96V220H94ZM101 221V220H100ZM105 221V220H104ZM151 221V220H150ZM162 221V220H161ZM164 221H162V222H164ZM195 221V220H194ZM198 221H196V222H198ZM256 221V220H255ZM2 222V221H1ZM73 222V221H72ZM89 222H91V221H89ZM108 222V221H107ZM107 222L105 223V224H107ZM124 222H122V223H124ZM136 222V221H135ZM140 221H137V223H139ZM143 222V221H142ZM147 222V221H146ZM154 222V221H153ZM186 222V221H185ZM184 222V223H185ZM187 222H190L191 223V220L190 221H187ZM186 222V223H187ZM202 222V223H203ZM232 221H230V223H231ZM237 222V221H236ZM240 222V221H239ZM252 222H254V221H252ZM36 223V222H35ZM38 223V222H37ZM52 223V222H51ZM86 223V222H85ZM96 223V222H95ZM118 223V222H117ZM117 223H116V225H117ZM157 223V224H158ZM189 223V224H190ZM194 223V222H193ZM204 223V224H205ZM233 223H234V221H233ZM241 223H242V221H241ZM256 223V222H255ZM262 223V222H261ZM2 224V223H1ZM11 224V223H10ZM15 224V223H14ZM41 224V223H40ZM63 224H65V223H63ZM79 224V223H78ZM82 224V223H81ZM99 224V223H98ZM109 224V223H108ZM112 224H115V223H112ZM129 224H128V226H129ZM151 224V223H150ZM149 224V225H150ZM153 224V223H152ZM154 224H156V223H154ZM164 224H166V222L164 223ZM182 224V223H181ZM199 225H198V227L200 226V224L201 223H198ZM203 224V225H204ZM215 224V223H214ZM214 224H212L213 226H214ZM243 224L245 225L246 224V222L244 223L243 222ZM264 224V223H263ZM18 225V224H17ZM42 225V224H41ZM45 225V224H44ZM48 225V224H47ZM46 225V226H47ZM124 225V224H123ZM130 225H132L133 226V224L131 223ZM135 225H136V223H135ZM138 225V224H137ZM136 225V226H137ZM142 225H144V224H142ZM147 225V224H146ZM159 225V224H158ZM158 225H157V228L155 227V229H159V227H158ZM162 225V224H161ZM160 225V226H161ZM168 225H169V223H168ZM186 225V224H185ZM184 225V227H186V229H187V227L189 226H185ZM191 225H192V223H191ZM190 225V227L192 228L193 227V225L191 226ZM195 225H197V224H195ZM202 225V226H203ZM211 225V223H210V225H208V227L210 226H212ZM225 225H224V227L223 228H225ZM229 225V224H228ZM227 225V226H228ZM233 225H236V224H233ZM233 225H231L233 228L235 227V226H233ZM251 225V227H250V230L252 231L253 230V228H254V226L252 227V224H250L249 223V226ZM255 225V224H254ZM260 225V224H259ZM259 225H257V226H259ZM2 226H3V224H2ZM8 226V225H7ZM15 226V225H14ZM86 226V225H85ZM88 226V225H87ZM90 226V225H89ZM103 226V225H102ZM111 226V225H110ZM125 226V225H124ZM141 226V225H140ZM140 226H138V228L137 227H135V228H137V229H140L139 227ZM151 226V225H150ZM155 226V225H154ZM173 226H170V230H172L171 229V227L173 228V229H175V231H178L179 229H177V228H175V226L173 227ZM181 226H183V225H181ZM205 226V229H207L206 228V225H204ZM212 226V227H213ZM216 226H217V224H216ZM223 225H221L220 227H222ZM237 226L239 227V226H241V224L239 225L238 224V222H237ZM246 226V225H245ZM248 226V225H247ZM261 226V225H260ZM4 227V226H3ZM23 227H24V225H23ZM27 227V226H26ZM48 227V226H47ZM47 227H46V229H47ZM50 227V226H49ZM53 227V226H52ZM75 227V226H74ZM92 227H94V226H92ZM115 228H117L116 226H114ZM120 227V226H119ZM126 227H127V225H126ZM147 227H149V226H147ZM152 227V226H151ZM150 227V228H151ZM163 227H165V225L163 226L162 225V227H160V229L161 228H163ZM190 227H189V230H191L190 229ZM197 226H195L194 227V229L196 228ZM215 227V226H214ZM212 228V229H215V228ZM229 227V226H228ZM256 227V226H255ZM261 227H263L264 228V226L262 225ZM42 228H43V226H42ZM83 228H84V226H83ZM95 228V227H94ZM102 228V227H101ZM121 228H122V226H121ZM129 228H131L130 226H129ZM145 228V227H144ZM166 228H168V227H166ZM166 228H165V230H166ZM200 228H201V226H200ZM200 228H198V230H200ZM216 228H219V227H216ZM230 229H231V227H229ZM228 228V229H229ZM236 228V227H235ZM240 228H242V227H240ZM243 228H246V227H244L243 226ZM242 228V229H243ZM262 228V229H263ZM3 229V228H2ZM5 229H7V228H5ZM23 229H25V228H23ZM30 229H31V227H30ZM44 229V228H43ZM51 229V228H50ZM53 229H56V228H53ZM104 229H107L106 227L104 228ZM103 229V230H104ZM112 229V228H111ZM143 229V228H142ZM164 229V228H163ZM162 229V230H163ZM177 229V230H176ZM185 229V228H184ZM193 229V228H192ZM201 229H203V228H201ZM209 230H210V232H213V231H211V229L210 228H208ZM207 229V230H208ZM229 229V230H230ZM237 229V228H236ZM236 229H234V230H236ZM248 229H249V227H248ZM259 230L260 228H256V230ZM42 230V229H41ZM45 230V229H44ZM43 230V231H44ZM49 230V229H48ZM95 230V229H94ZM107 230H109V228L107 229ZM114 230V229H113ZM126 230H127V228H126ZM125 230V228H124V230H115L116 232H115V238H116V240H114L113 242L111 241V238H110V241H109V244H110V242H112L114 245H115V247H118L117 249L118 250H122V248H124V246H125V248L124 249H126L127 250V252H130V253H132V255L134 256V257H136L138 254H139V256H141V257H143L142 255H140L141 253H143L144 254V252L147 254V253H151V255L152 256H154V254H152V253H156L157 251H158V249L156 248V246H155V248L154 247H152V242H151V235L149 236V238H150V240H149V244H145V243H143V242H139V243H137V240H136V242H134L133 240H131L130 239V236L129 235H131V234H129L127 231ZM136 230V229H135ZM134 230V231H135ZM149 230V229H148ZM168 230V229H167ZM169 230V231H170ZM188 230V229H187ZM195 230H197V228L195 229ZM194 230V231H195ZM216 230V229H215ZM219 230H221V229H219ZM217 231L216 233L218 234V232H220L221 233V231ZM225 230H227V228L225 229ZM224 230V231H225ZM233 230V229H232ZM238 230V229H237ZM239 230H241V229H239ZM238 230V232H240L241 233V231H239ZM256 230H255V232H256ZM29 231V230H28ZM30 231H32V230H30ZM29 231V232H30ZM47 231V230H46ZM75 231V230H74ZM89 231H91V230H89ZM112 231V230H111ZM130 231V230H129ZM151 231H154V230H152L151 229ZM168 231V232H169ZM174 231V232H175ZM223 231V230H222ZM245 231V230H244ZM243 230H242V232H244ZM248 231V230H247ZM250 231V232H251ZM18 232V231H17ZM35 232V231H34ZM79 232V233H78ZM87 231H79V230H77L76 231V234L72 237V239L75 241V240H79L82 244H83V246H84V248L85 249H87V250H89V251H97V252H99L98 250H104V245H105V243L103 242V241H101V240H99V239H96V237H93V235H90V234H88V233H86ZM131 232V231H130ZM141 232V231H140ZM144 232H146V231H144ZM157 232V234L159 233V231H156ZM155 232V233H156ZM167 232V233H168ZM172 233H171V235H173V230L171 231ZM230 232V231H229ZM234 232V231H233ZM236 232V231H235ZM237 232V233H238ZM250 232H248L250 235L252 234V233H250ZM254 232V231H253ZM254 232V237H255V235L257 234H260V233H255ZM259 232H261V231H259ZM264 232V231H263ZM5 233H10V236L11 235H13V233L11 234V232L9 231H6ZM47 233V232H46ZM48 233H50V232H48ZM96 233H98V232H96ZM95 233V234H96ZM129 235H128V234ZM135 233V232H134ZM137 233V232H136ZM160 233H163V232H160ZM183 233H185V232H183ZM188 233H191L190 231L188 232ZM197 233V232H196ZM196 233H194V235H192V236H194L195 237V234ZM199 233H200V231H199ZM216 233H215V231H214V234L216 235ZM226 233H228L227 231H226ZM226 233H225V236L226 237H230V235H226ZM231 233V232H230ZM104 234H106V233H104ZM112 235H113V233H111ZM142 234H143V232H142ZM166 234V233H165ZM164 234V236H167V235H165ZM176 235H177V233H175ZM179 234V233H178ZM186 234V233H185ZM184 234V235H185ZM192 234V233H191ZM205 234V233H204ZM204 234H201V235H203L202 237H204ZM249 234H247L248 236H250ZM261 234H263L262 232H261ZM35 235H37V234H35ZM41 235V234H40ZM48 235V234H47ZM144 235H145V233H144ZM160 235V237H161V234H159ZM168 235H170V233H168ZM180 236V239H181V237H182V235H181V233L179 234ZM214 235V236H215ZM221 235H222V233L221 234H219V236H220V238H221ZM223 235H224V232H223ZM232 235H233V233H232ZM244 235H245V232H244ZM247 235H245V236H247ZM51 236V235H50ZM100 236V235H99ZM106 236V235H105ZM104 236V237H105ZM114 236V235H113ZM142 236V235H141ZM158 235H154L153 236V240L154 241H157V239H158V241L157 242H154L155 244H159V245H161L160 247L162 248V250L163 249H165V250H163V251H159L158 253H162V252H167V251H170V252H167V255H173L174 253H171V251L172 250H170V246H171V248L172 249H174V247H172V246H174L173 245V243L174 242H170L172 239H170L171 237H173V236H170V241H168L169 239H167V240H160L159 241V239H160V237H157ZM178 236V235H177ZM176 236V237H177ZM188 236V235H187ZM214 236H212V237H214ZM247 236V237H248ZM251 236H253V235H251ZM260 236V235H259ZM258 236V237H259ZM264 236V235H263ZM49 237V236H48ZM47 237V238H48ZM134 237H135V235H134ZM186 237V236H185ZM185 237H182V239H184ZM201 237V238H202ZM205 237H208V236H205ZM228 237V238H229ZM235 237V234H234V236H232L231 238H229V240H228V238H227V240L230 242L231 240L230 239H232V238H234ZM253 237V238H254ZM257 237V236H256ZM257 237V238H258ZM25 238V237H24ZM29 238V237H28ZM41 239H42V236L40 237ZM43 238H45V237H43ZM109 238V237H108ZM131 238H132V236H131ZM145 238H147L146 237V235H145ZM163 238V237H162ZM187 238V237H186ZM186 238H185V241L183 240V243L184 242H186L187 240H186ZM197 238V239H196ZM196 238H194V242H195V240H197L196 242L198 243V241H200V240H198V237L196 236ZM199 238H200V236H199ZM210 238L211 237H209V240H210ZM239 238V237H238ZM252 238V237H251ZM2 239H4V237H2ZM9 239H10V237H9ZM48 239H50V238H48ZM62 239V238H61ZM67 239V238H66ZM105 239V238H104ZM173 239H174V237H173ZM179 239V238H178ZM193 239V237H191L190 238V240H192ZM208 239V238H207ZM217 239H218V237H217ZM216 239V240H217ZM222 239H224L225 240V238H222ZM222 239H221V241H222ZM249 239V238H248ZM261 240H262V237L260 238ZM259 239V240H260ZM5 240V242H6V239H4ZM3 240V241H4ZM26 240V239H25ZM99 240V241H98ZM189 240V239H188ZM205 240V239H204ZM213 239L211 238V240L210 241H212ZM254 241H255V239H253ZM8 241H10V240H8ZM27 241V240H26ZM63 241V240H62ZM173 241H176V239L175 240H173ZM179 241H181L182 242V240H179ZM202 241H203V238H202ZM201 241V242H202ZM205 241H207V240H205ZM215 241V240H214ZM227 241V242H228ZM243 241V240H242ZM241 241V242H242ZM249 241H250V239H249ZM13 244L11 245L12 247L13 246H16L17 244H19L20 242H23V240H22V234L20 233V234H18V235H14V237H13ZM108 242V241H107ZM106 242V243H107ZM161 244H160V243ZM189 242H191V241H189ZM188 242V243H189ZM208 242V241H207ZM207 242L205 243L204 242V244H207ZM213 242V241H212ZM229 242H228V244H229ZM248 242V241H247ZM262 242V241H261ZM8 243H10V242H8ZM50 243V242H49ZM69 243V242H68ZM153 243V244H154ZM192 243H193V241H192ZM215 243V242H214ZM217 243V242H216ZM215 243V244H216ZM243 243V242H242ZM241 243V244H242ZM249 243V242H248ZM250 243H251V241H250ZM252 243H254V242H252ZM251 243V244H252ZM258 243V242H257ZM5 244V243H4ZM3 244V245H4ZM77 244V243H76ZM108 244V243H107ZM107 244H106V246H107ZM176 244V243H175ZM203 244V243H202ZM202 244L200 245V246H198V247H200L199 249H201V246H202ZM218 244V243H217ZM223 244V243H222ZM225 244H226V242H225ZM114 245H111V246H107V247H105L106 249L107 248H109V249H111V247L112 246H114ZM188 245V244H187ZM192 244H190V246H191ZM194 245H196L197 246V244H194ZM219 245V244H218ZM218 245H217V247H218ZM244 245V244H243ZM254 246H255V243L253 244ZM260 245V244H259ZM62 246L64 247V245L62 244ZM76 246H78V245H76ZM154 246V245H153ZM177 246H179V245H177ZM177 246H175V248L177 247ZM208 246H210V247H212L213 245H208ZM224 245H222V247H223ZM246 246V245H245ZM249 246V245H248ZM262 246V245H261ZM11 247V248H12ZM41 247V246H40ZM47 247V246H46ZM65 247H67V246H65ZM79 247V246H78ZM180 247V246H179ZM184 248H185V246H183ZM197 247V248H198ZM203 248L204 247H206V246H202ZM216 247V248H217ZM219 247H221V246H219ZM219 247H218V249H219ZM225 247H226V245H225ZM224 247V248H225ZM242 247V246H241ZM258 247V246H257ZM19 248V247H18ZM43 248V247H42ZM60 248V247H59ZM71 248V247H70ZM183 248V249H184ZM191 248H193V247H191ZM196 248V251L198 250ZM206 248H208V247H206ZM205 248V250H208V249H206ZM215 248V247H214ZM213 247H212V250H214V251H216V252H218V249H214ZM224 248H220L222 251H223V249ZM226 248H228V246L226 247ZM243 248H244V246H243ZM243 248H241V249H243ZM5 249V248H4ZM31 249V248H30ZM61 249V248H60ZM74 249V248H73ZM108 249V250H109ZM116 249V248H115ZM166 249H168V250H166ZM178 249H180V248H176L175 250H178ZM183 249H180V250H178V251H181V250H183ZM189 249V248H188ZM187 249V250H188ZM194 249V248H193ZM229 249V248H228ZM227 249V250H228ZM240 249V250H241ZM257 249V248H256ZM255 249V250H256ZM6 250H9V249H6ZM5 250V251H6ZM67 250V249H66ZM82 250V249H81ZM107 250V251H108ZM113 250V249H112ZM142 250L144 251V252H142ZM187 250H183V251H187ZM209 250H211V248H209ZM226 250V249H225ZM248 250V249H247ZM253 250V249H252ZM258 250V249H257ZM10 251H12V250H9L8 252H10ZM16 250H14V252H15ZM17 251H21V250H17ZM72 251V250H71ZM76 251V250H75ZM74 251V252H75ZM106 251V250H105ZM106 251V252H107ZM110 251V250H109ZM124 251V250H123ZM182 251V252H183ZM194 251H195V249H194ZM199 251V250H198ZM202 252L204 251V250H201ZM220 251V250H219ZM242 251V250H241ZM243 251H244V249H243ZM245 251H246V249H245ZM248 251H250V253H251V246L249 247V250ZM259 251V250H258ZM257 251V252H258ZM27 252H29V251H27ZM73 252V251H72ZM103 252V251H102ZM101 252V253H102ZM114 252L117 254V252L118 251H115L114 250ZM113 251H112V254H115ZM119 252H121V251H119ZM133 252H134V254H133ZM190 252H192V251H190ZM190 252H188V253H190ZM209 252V254H210V251H208ZM224 252V251H223ZM227 252V251H226ZM226 252H224L225 254H226ZM229 252V251H228ZM247 252V251H246ZM246 252H244V253H246ZM264 252V251H263ZM12 254H13V251L11 252ZM126 253V252H125ZM130 253H126V255H129ZM158 253H156L159 257L161 256V258H162V254H158ZM169 253V254H168ZM171 253V254H170ZM184 253V252H183ZM221 253V252H220ZM219 253V254H220ZM223 253V254H224ZM233 253V252H232ZM239 254V252H236V254ZM241 253V252H240ZM249 253V254H250ZM253 254H254V252H252ZM9 253H6V255H8ZM74 254V253H73ZM77 254V253H76ZM85 254V253H84ZM99 254H100V252H99ZM108 254H111V253H106V255H108ZM124 254V253H123ZM122 254V255H123ZM135 254H137L136 256H135ZM146 254H144V256H145V258L148 256V257H150L149 255L150 254H148L147 256H146ZM190 254H194V252L193 253H190ZM190 254H188V256L190 255ZM228 255H229V253H227ZM258 254L260 255V253L258 252ZM257 254V255H258ZM4 256V258L5 257H7V256ZM11 255V254H10ZM9 255V256H10ZM15 255H16V253H15ZM62 255H63V253H62ZM82 255V254H81ZM95 255H97L96 253H95ZM176 255V254H175ZM182 255V254H181ZM200 255V254H199ZM202 255V254H201ZM227 255V256H228ZM245 255V259H246V254H244ZM252 255V254H251ZM1 256V255H0ZM3 256V255H2ZM12 256V255H11ZM58 256V255H57ZM64 256V255H63ZM74 256H76V255H74ZM73 256V257H74ZM83 256H85V255H83ZM102 257L104 256V258L106 257L105 255H101ZM109 256V255H108ZM107 256V257H108ZM116 256V255H115ZM121 256V255H120ZM164 256H166V255H164ZM177 256V255H176ZM185 256V254H183V256L182 257H184ZM187 256V257H188ZM191 256V255H190ZM196 256V255H195ZM220 256H222V254H220ZM232 256V255H231ZM237 256V255H236ZM239 256V255H238ZM243 256V255H242ZM256 256V255H255ZM18 257V256H17ZM23 257V256H22ZM35 257V256H34ZM78 257H79V255H78ZM99 257V256H98ZM126 257V256H125ZM124 257V259H126V258H128L129 259V257H126L125 258ZM138 257V256H137ZM175 257V256H174ZM179 257V256H178ZM180 258L181 260H183V258ZM187 257H185L186 258V260H187ZM191 257H193V255L191 256ZM199 257V256H198ZM204 258H205V256H203ZM225 257V256H224ZM240 257V256H239ZM252 257H254V256H252ZM259 258H260V256H258ZM258 257H256V259L258 258ZM10 258V257H9ZM16 258V257H15ZM65 258V257H64ZM113 257H111L110 258V260L112 259ZM139 258V257H138ZM145 258H140L141 260H143V259H145ZM163 258H166V257H163ZM168 258V257H167ZM166 258V259H167ZM171 258V257H170ZM173 258V257H172ZM178 258V259H179ZM189 258V257H188ZM197 258V257H196ZM201 258V257H200ZM210 258H211V256H210ZM209 258V259H210ZM227 259H228V257H226ZM244 258V257H243ZM249 258V257H248ZM262 258V257H261ZM260 258V259H261ZM8 259V258H7ZM12 260H13V257L11 258ZM63 259V258H62ZM75 259V258H74ZM81 259V258H80ZM83 259V258H82ZM123 259V258H122ZM137 259V258H136ZM147 259V258H146ZM145 259V261H148V260H146ZM157 259H159V258H157ZM165 259V260H166ZM173 259H176V258H173ZM177 259V261L176 262H178L179 260ZM191 259V258H190ZM202 259V258H201ZM259 259V260H260ZM10 260V259H9ZM8 260V261H9ZM15 260V259H14ZM18 260V259H17ZM20 260V259H19ZM30 260V259H29ZM39 260V259H38ZM76 260V259H75ZM105 260H106V258H105ZM114 260V259H113ZM117 260V259H116ZM133 260H134V258H132V261H131V259L129 260V262L131 261V263L133 262ZM138 260V259H137ZM152 260H153V264H154V258H151V261H149V262H151V264H152ZM159 260H161L162 261V259H159ZM168 260V259H167ZM166 260V261H167ZM185 260V259H184ZM198 260V259H197ZM200 260V259H199ZM198 260V261H199ZM205 261H207V259H204ZM234 260V259H233ZM253 260H255V258L253 259ZM11 261V260H10ZM9 261V262H10ZM16 261V260H15ZM31 261V260H30ZM100 261V260H99ZM106 261H108V260H106ZM119 261V260H118ZM128 261V260H127ZM126 261V262H127ZM161 261H159V262H161ZM166 261H163V262H165V263H167ZM174 261V260H173ZM189 261V260H188ZM210 262H211V260H209ZM218 261H220V260H218ZM224 261V260H223ZM247 261V260H246ZM0 262H2L1 261V259H0ZM3 262H5V260H3ZM33 262V261H32ZM60 263H61V261H59ZM85 262H87L88 264H89V262H88V260L87 261H85ZM96 262V261H95ZM139 262V261H138ZM140 262H142V261H140ZM144 262V261H143ZM148 262V264H150ZM171 262H172V260H171ZM176 262L174 263V264H176ZM182 262V261H181ZM200 262V261H199ZM213 262H214V260H213ZM256 262V261H255ZM258 262V261H257ZM28 263V262H27ZM59 263V264H60ZM78 263V262H77ZM82 263V262H81ZM99 263H101V262H99ZM98 263V264H99ZM103 263V262H102ZM108 263V262H107ZM109 263H111V262H109ZM114 263V262H113ZM119 263V262H118ZM128 263V262H127ZM168 263H170L169 261H168ZM167 263V264H168ZM179 263V262H178ZM195 263H197L196 261H195ZM204 263V262H203ZM219 263V262H218ZM217 262L215 263V264H218ZM229 263V262H228ZM237 263V262H236ZM254 263V262H253ZM3 264V263H2ZM5 264V263H4ZM8 264V263H7ZM18 264V263H17ZM36 264V263H35ZM38 264V263H37ZM80 264V263H79ZM96 264V263H95ZM114 264H117V263H114ZM120 264V263H119ZM130 264V263H129ZM134 264V263H133ZM135 264H137L136 262H135ZM143 264H145V263H143ZM146 264H147V262H146ZM156 264V263H155ZM161 264H163V263H161ZM172 264H173V262H172ZM185 264V263H184ZM192 264V263H191ZM202 264V263H201ZM207 264H209V262L207 263ZM224 264V263H223ZM226 264V263H225ZM233 264V263H232ZM249 264V263H248ZM256 264V263H255Z\"/></svg>",
  "mask_w": 264,
  "mask_h": 264
}]
</instances>
